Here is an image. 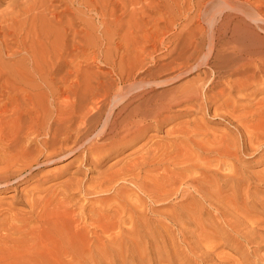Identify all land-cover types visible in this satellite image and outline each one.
I'll return each mask as SVG.
<instances>
[{
	"label": "bare ground",
	"instance_id": "bare-ground-1",
	"mask_svg": "<svg viewBox=\"0 0 264 264\" xmlns=\"http://www.w3.org/2000/svg\"><path fill=\"white\" fill-rule=\"evenodd\" d=\"M24 1V0H23ZM26 1V0H25ZM29 1V0H28ZM27 1V2H28ZM33 1V0H32ZM31 1V2H32ZM38 1V0H37ZM40 1V0H39ZM50 1V0H49ZM48 1V2H49ZM55 1V0H54ZM67 1V0H65ZM91 1V0H90ZM96 1V0H94ZM101 1V0H100ZM100 1L98 0L99 4H103V6H105L106 4L104 3H100ZM197 1V0H196ZM195 1V2H196ZM223 1V2H222ZM221 1V6H219L217 3H218V0H198L197 3L195 4V2L193 3V5L195 4V11L198 12V16L201 17L200 20L205 19V21L208 23L209 25V31H210V34L209 36H206L207 38L209 37L210 39V47L207 51V54L205 55L204 59L202 60L201 63H197V64H191L192 62H190V65L188 64L187 67H183L185 64H187V61L186 63L184 64L183 61H180V63L178 62L177 63V66L180 67L181 65H183L182 67H180L179 71L177 73H175V75L173 76H170V70L173 71V67L170 69L168 65H163V66H158V65H153L151 67L148 66V68H143L142 66V63L141 64H137V61L135 62L137 65H135V63L133 64H130L127 65L126 67H119L117 69H114L116 71H111V73L113 74L114 76V79L112 80H109V81H105V82H102L100 80H97L93 84H87V85H84V86H81L79 85L80 83L78 84H72L73 86H71L72 88L68 89L67 90L68 92L66 93H69L70 91H72L71 94H66V96H63V97H60V94H61V91L58 93V94H53L54 91H52L53 93H51V105H52V108H54L52 111L53 113L50 114L47 113V115H45L44 117H38V116H34L35 114L33 113H29L31 115L30 118H33L35 117V121H37V123L35 124L34 123V126H32V121L29 120H26L28 123H30V125L28 124H25V125H28V128L27 129H24L23 127H26L23 125V127L21 129H16L13 127L9 128L10 126L6 127L8 123H11V126H12V123L13 121L17 120L16 118L13 120V117L10 119V116L7 118L5 115L7 113V111H3L2 112L0 111V188H4L5 190L10 188V187H13L17 184H21V183H24V182H27L29 180H31L35 174H37L39 168H41L43 165L45 164H48V163H51V162H59L60 160L62 161V159H65V158H69V157H79L81 159V162H86L88 163L89 165L93 166L94 168H100L102 167L103 164H106L108 161H110L111 159H114L116 156H118V154H120L121 152H123L125 149L133 146V145H136L137 143H139L141 140H143L149 132H151L152 130H156L158 129L159 127H161L162 125H165L166 122L170 119H173L174 120V116H169L170 114L169 113H172V108L173 107H177V108H182V111L180 109V112L189 116V115H195L197 113H200L202 111H206V109H211L213 108L214 111L217 110V109H223L225 110L224 113H223V116L221 115L220 118H223L224 115L228 116L229 118V123L230 124H235L236 127L235 128H238V130L242 127H244L245 125H247L250 117H248L246 115V113H241V114H236L235 115V111H237V107L235 103L236 101L239 102V100H236L234 98L231 97L232 95V92H236V91H241L243 93V91L245 90H248V89H251L253 88L255 85H259L260 83H263L264 81V0H260L257 2H259V4H257L256 2V6H253V4H248V2L246 3L245 2H242L241 0H222ZM244 1V0H243ZM4 2H7L6 0H0V6L4 3ZM9 2V4H7ZM6 4V6H9V7H12L10 8V10L8 9L9 7H5L4 9L5 10H9L11 11V9H13L15 6L18 5V3L20 2V0H9ZM63 2V1H62ZM80 2V1H79ZM87 2V0H86ZM89 2V1H88ZM87 2V3H88ZM106 2V1H105ZM119 2V1H118ZM122 2V1H121ZM125 2V1H124ZM123 2V3H124ZM129 2V1H128ZM134 2V0H133ZM242 2V3H241ZM21 4L23 3L22 0L20 2ZM35 3V2H34ZM37 3V2H36ZM42 3V2H41ZM43 3H45V1H43ZM42 3V4H43ZM50 3H53V2H50ZM49 3V4H50ZM68 3V1L66 2ZM107 3V2H106ZM127 3V2H126ZM214 3H216L218 5V7H221L219 10L215 11L214 13H211L210 11V7L211 5H213ZM220 3V1H219ZM19 4V5H21ZM25 3H23V7ZM49 4H44V5H47V7L45 8H41L43 13L45 12H48V10H51L49 7H52L53 5L50 4L51 6H49ZM59 4V3H58ZM84 6L86 5V3H83ZM82 4V5H83ZM95 4L98 5L96 2H90L89 3V9L91 10V7H94L95 8ZM109 4V3H108ZM114 4V3H113ZM121 5V3H119ZM118 4V5H119ZM139 4V3H138ZM192 4V2H191ZM18 5V7H19ZM36 5V4H34ZM63 5V4H61ZM70 5V4H69ZM112 5V4H110ZM115 5V4H114ZM119 5V7H120ZM131 5V3H130ZM5 6V5H4ZM27 6V4H26ZM33 6V5H32ZM42 6V5H41ZM64 8H66L65 10H60V7H59V10L58 8H56L55 6L52 7L53 10H51L49 13H50V18L47 19L48 20V23L50 24H53L55 26H57L59 29L61 30H64V32L69 29L70 30V34H72V38L73 37V34L77 33L75 32L72 28H73V25H71L70 27H65L64 28V21L67 20L68 22H72L71 19L74 18V16L72 15L71 13V9H68V7L66 6L65 7V4L63 5ZM83 6V7H84ZM101 6L100 5V9H101ZM102 6V8H103ZM107 6V5H106ZM113 6V5H112ZM126 5H124V8H125ZM29 7H31V5H29ZM37 7V5H36ZM72 7V6H71ZM97 7V6H96ZM110 7V6H109ZM115 7V6H113ZM209 7V10L207 9ZM21 8V6H20ZM63 8V9H64ZM88 8L85 7V9L88 10ZM118 8V7H117ZM156 8V7H155ZM193 8V6L191 7ZM4 9H3V12L1 15H4ZM16 9V8H15ZM18 9V8H17ZM22 9V8H21ZM20 9V10H21ZM25 9V8H24ZM28 9V7H27ZM25 9V14L26 13H30V9H33V8H30L29 10ZM39 9V8H38ZM84 9V10H85ZM98 9V7H97ZM112 9V8H111ZM115 9V8H114ZM128 9V8H127ZM133 9V8H131ZM142 9V8H141ZM147 9V8H146ZM1 10V9H0ZM7 10V11H8ZM14 10V9H13ZM27 10V12H26ZM40 10V9H39ZM86 10V11H87ZM88 10V11H90ZM105 10L107 11V7L105 8ZM104 10V11H105ZM113 10V9H112ZM109 9V11H112ZM116 10V9H115ZM122 11V8L119 9ZM144 10V9H143ZM192 10V9H191ZM191 10H188V11H191ZM194 10V9H193ZM216 10V9H214ZM5 11V13L7 12ZM8 11V12H9ZM17 11V10H16ZM38 11V10H37ZM96 12V10H93ZM99 11H102V10H99ZM98 11V12H99ZM109 11H107V13H110ZM126 11V10H125ZM134 11V10H133ZM145 11V10H144ZM151 11V10H150ZM251 13H250V12ZM7 12V14H8ZM13 12V11H11ZM20 12L22 13L23 15V9L21 11H17V14L18 15H21ZM33 12V11H31ZM68 12L69 14L67 15L69 18H63L62 16ZM74 12V11H73ZM77 12V11H76ZM81 12V11H80ZM83 12V11H82ZM114 12V10H113ZM127 12V11H126ZM147 12V10H146ZM149 12V11H148ZM194 12V11H193ZM191 12V13H193ZM196 12V13H197ZM1 13V11H0ZM28 13V14H29ZM86 13V12H85ZM90 13V12H88ZM92 13V12H91ZM115 13V12H114ZM125 13V12H123ZM235 13L236 16H238L237 18H233L231 16V14ZM6 17H9V15H11L10 13L7 15ZM15 14V13H14ZM11 15V16H14ZM15 14V18L16 19H19L16 17ZM35 14V12H34ZM39 14V13H38ZM67 14V13H66ZM74 14V13H73ZM84 14V13H83ZM104 14V12H103ZM106 14V13H105ZM104 14V15H105ZM110 14H113L112 12ZM126 14V13H125ZM124 14V15H125ZM140 14V13H139ZM143 14V13H142ZM145 14V13H144ZM188 14V12H187ZM233 14V16L235 15ZM21 15V16H22ZM36 15V14H35ZM43 15V14H42ZM45 15V14H44ZM75 15V14H74ZM82 15V13H81ZM87 15V14H86ZM96 15L100 18L103 19V16L101 13H97L96 12ZM123 15V16H124ZM191 15V14H190ZM192 15H195L192 14ZM34 16V15H33ZM73 16V17H72ZM77 16V15H76ZM75 16V18H77ZM85 16V15H84ZM91 16V15H90ZM89 16V17H90ZM110 16V15H108ZM113 16V15H112ZM122 16V17H123ZM143 16V15H142ZM185 16V15H184ZM2 17V16H1ZM4 17V16H3ZM3 17L0 18L2 19L0 21V35L3 36V38H0L2 39V46L0 47H5L6 49L8 48L7 46L9 45V43L7 42L6 40V34L7 35H10L11 37L15 36V34L17 33V29L18 32H23L20 31V28L18 26V28H16V30H14V28L12 27L13 25L15 24H12V26H10L8 20H11V17L10 18H5L6 20L3 21ZM43 17V16H42ZM72 17V18H71ZM81 17V16H80ZM79 17V21H80V18ZM83 17V16H82ZM189 17V16H188ZM187 17V19H189ZM197 17V15H195V18ZM235 17V16H234ZM36 18V16H35ZM37 18H39V15L37 16ZM44 18V17H43ZM105 18H110V17H105ZM104 18V19H105ZM113 18V17H112ZM126 18V17H125ZM41 19V17H40ZM46 18H44L45 20ZM65 19V20H63ZM85 20V18H83ZM88 19V18H87ZM86 19V20H87ZM97 19V18H96ZM111 19V18H110ZM116 19V18H115ZM120 19V18H119ZM117 19V21L119 20ZM192 19V16L191 18ZM193 19H194V16H193ZM36 20V19H35ZM38 20V19H37ZM46 20V21H47ZM77 20V19H76ZM91 20V19H90ZM144 20V19H143ZM196 20V19H195ZM45 21V23H46ZM75 21V20H73ZM81 21H83L81 19ZM88 21V20H87ZM91 21H95V20H91ZM102 21V20H101ZM107 21V20H106ZM111 21V20H110ZM114 21V20H113ZM116 21V20H115ZM114 21V22H115ZM188 21H191V20H188ZM193 21V20H192ZM197 21V20H196ZM204 21V20H203ZM235 21V22H234ZM8 22V23H7ZM90 22V21H89ZM87 22V23H89ZM104 22V20H103ZM120 22V21H119ZM7 23V25H6ZM22 23V22H21ZM19 23V24H21ZM30 23V21H29ZM75 23V22H74ZM78 23V22H76ZM75 23V24H76ZM81 23V22H80ZM95 23V22H94ZM109 23V21H107V24ZM118 22H116V25H117ZM193 23L195 24V21H193ZM28 24V22H27ZM41 24V23H40ZM43 24V23H42ZM73 24V23H72ZM84 24V22H83ZM86 24V23H85ZM91 24V23H90ZM93 24V23H92ZM105 24V22H104ZM107 24L105 26H107ZM110 24V23H109ZM191 24V22L189 23ZM9 25V26H8ZM18 25V24H16ZM37 25V24H36ZM79 25V24H77ZM77 25H75L76 27H78ZM95 24H93L92 26H94ZM114 25V24H112ZM122 25V24H121ZM27 26V25H26ZM84 26V25H83ZM91 26V27H92ZM104 26V27H105ZM109 26V25H108ZM118 26V25H117ZM193 26V24H192ZM33 27V26H32ZM40 27V26H39ZM90 27V28H91ZM99 27V26H98ZM120 27V26H118ZM30 28V27H29ZM28 28V30H29ZM56 28V29H58ZM83 27H81V30L82 31H85L82 29ZM89 28V29H90ZM108 28V27H107ZM111 28V27H110ZM114 28V27H113ZM192 28V27H191ZM190 28V29H191ZM37 29H38V26H37ZM50 29V28H49ZM48 29V30H49ZM55 29V28H54ZM87 29V30H89ZM94 29V27H93ZM92 29V30H93ZM99 29V28H97ZM96 29V30H97ZM194 28H192L191 30H193ZM200 30V28H197ZM39 30V29H38ZM45 30V29H44ZM80 30V29H79ZM91 30V29H90ZM91 30V31H92ZM100 30V29H99ZM107 30V29H106ZM114 30V29H113ZM170 30V29H168ZM43 31V30H42ZM51 31V29L49 30ZM55 31V30H53ZM59 31V30H57ZM55 31V32H57ZM108 31V30H107ZM111 31V30H110ZM115 31V30H114ZM120 31V30H119ZM189 31V30H188ZM187 31V32H188ZM196 31V30H195ZM204 31V30H202ZM201 31V32H202ZM209 31L207 32V34L209 33ZM16 32V33H15ZM24 32H25V29H24ZM27 32V30H26ZM36 32V31H35ZM39 32V31H38ZM44 34L48 33L46 30L43 31ZM69 32V31H67ZM66 32V34H67ZM80 32V31H78ZM86 32V31H85ZM88 32V31H87ZM86 32V33H87ZM113 32V31H112ZM191 32V31H190ZM189 32V33H190ZM196 32H199L198 30ZM195 32V34H196ZM34 33V31H33ZM37 33V32H36ZM41 33V32H40ZM51 33V32H50ZM53 33V32H52ZM51 33V34H52ZM107 33V32H106ZM110 33V32H109ZM145 33V32H144ZM200 33V32H199ZM197 33V34H199ZM206 33V31H205ZM203 32V34H205ZM19 34V33H18ZM24 34V33H23ZM69 34V33H68ZM84 34V33H82ZM94 34V33H93ZM111 34V33H110ZM130 34V33H129ZM154 34V33H153ZM159 34V33H158ZM180 34V33H179ZM184 34V33H183ZM193 36H192V35ZM194 34V31L193 33H190L189 35L192 36V37H189V38H192V40H188L187 41H191L193 42V46H192V52L188 57V59L190 58L191 59V56L193 57V55L196 53H198L200 49V46H199V43L197 41H199V39H197V34L195 35ZM205 34V35H207ZM28 35V33L26 34ZM30 35V34H29ZM32 35V33H31ZM37 35V34H35ZM59 35V34H57ZM61 35V34H60ZM77 35V34H76ZM75 35V36H76ZM79 35V34H78ZM86 36V34H84ZM89 34H87V37H88ZM96 35V34H95ZM93 35V36H95ZM146 35V34H145ZM204 35V37H205ZM46 36V35H44ZM43 36V37H44ZM48 37H50L48 34H47ZM54 33H53V37H54ZM66 36V35H64ZM89 36H92V35H89ZM151 36V35H150ZM159 36V35H158ZM179 36V35H178ZM203 36V35H202ZM10 37V38H11ZM16 38L17 35L15 36ZM23 37V36H22ZM27 37V36H26ZM34 37V36H32ZM36 37V36H35ZM35 37L33 39H35ZM40 37H41V34H40ZM52 37V35H51ZM59 37V36H57ZM62 37V36H61ZM79 37V36H78ZM83 37V36H82ZM143 37V36H142ZM152 37V36H151ZM150 37V38H151ZM155 37V35L153 36ZM171 37V36H170ZM31 38V36H30ZM29 38V39H30ZM45 38V37H44ZM56 38V37H55ZM80 38V37H79ZM79 38H78V41H79ZM156 38V37H155ZM23 39V38H22ZM27 39V38H26ZM25 39V40H26ZM39 39V38H38ZM57 39V38H56ZM54 40L53 39L51 40L52 42H56L55 44L57 45L59 42H58V39L57 40ZM61 38H59L60 40ZM99 39V38H97ZM96 39V40H97ZM110 39V38H109ZM158 39V37H157ZM155 40V41H158V40ZM162 39V38H161ZM175 39H176V36H175ZM179 39V38H178ZM197 39V41H196ZM205 40V38H202ZM10 40V39H9ZM14 40V38H13ZM36 40V39H35ZM64 40V39H62ZM67 39H65V42ZM73 40V39H72ZM163 40V39H162ZM174 40V39H173ZM172 40V41H173ZM201 40V39H200ZM1 41H0V44H1ZM15 41V40H14ZM21 41V40H19ZM28 41V40H27ZM31 41V39H30ZM44 41V40H43ZM48 41V40H47ZM90 41V40H89ZM94 41V40H93ZM106 41V40H105ZM142 41V40H141ZM185 41V40H184ZM16 42V41H15ZM29 42V41H28ZM33 42H35L33 40ZM37 42V41H36ZM45 42V41H44ZM43 42V43H44ZM69 42V41H68ZM73 42V41H72ZM108 42V40H107ZM143 42H146L143 41ZM154 42V41H153ZM160 42V41H159ZM157 42V43H159ZM190 42V43H191ZM205 42H207L205 40ZM8 43V44H7ZM30 43V42H29ZM32 43V42H31ZM41 43V42H40ZM39 43V45H40ZM46 43H51V42H46ZM62 43H64L62 41ZM105 43V42H104ZM156 43V42H155ZM157 43L154 44L157 46ZM162 43V42H161ZM204 43V41H203ZM202 43V44H203ZM209 43V42H207ZM12 44V43H11ZM66 43H64L65 45ZM69 44V43H68ZM67 44V45H68ZM80 44V43H78ZM77 43L75 44L76 47L78 45ZM145 44V43H144ZM182 44V43H181ZM201 44V45H202ZM218 44H221V46L219 47L220 49L218 51H215V53L212 55V52H214V48L218 45ZM45 45V46H44ZM43 47H47L46 45L47 44H44ZM54 45V44H53ZM55 45V46H56ZM60 45V43H59ZM57 45V47L59 46ZM74 45V44H73ZM94 45V44H93ZM149 45V44H148ZM147 45V46H148ZM172 45V44H171ZM176 45V43H175ZM178 45V44H177ZM187 46H189L188 44H186ZM209 45V44H208ZM36 46V44H35ZM49 46V45H48ZM51 46V44H50ZM61 48H62V45H60ZM70 46V45H68ZM81 46V45H80ZM88 46V45H87ZM91 46V45H90ZM97 46V45H96ZM143 46V45H142ZM146 46V45H145ZM174 46V45H173ZM185 46V45H184ZM203 46V45H202ZM201 46V47H202ZM205 46V45H204ZM203 46V47H204ZM219 46V45H218ZM39 47V46H38ZM42 47V45H41ZM57 47H54V49H56ZM65 49L66 46H63ZM181 47V46H180ZM191 47V45L189 46ZM22 48V47H21ZM29 48V47H28ZM48 49L46 51H49V47H47ZM69 48V47H68ZM73 48L75 49V47L73 46ZM72 48V49H73ZM138 48H141V47H138ZM218 48V47H217ZM34 49V48H33ZM53 49V51H54ZM77 49V48H76ZM172 49V48H171ZM216 49V48H215ZM9 50V49H8ZM32 49H30V52H31ZM36 50V49H35ZM51 50V48H50ZM58 50V49H57ZM61 50V49H59ZM67 50V49H66ZM127 50V49H126ZM143 50V49H142ZM152 50V49H150ZM4 51V50H3ZM38 51V50H37ZM52 53H49L51 55H53V53H56V52H53ZM62 51L64 50H61V53ZM70 51V50H69ZM74 51V50H73ZM72 51V52H73ZM76 51V50H75ZM74 51V52H75ZM78 51V50H77ZM129 51V50H128ZM145 51V50H144ZM175 51V50H174ZM180 50H178L179 52ZM202 51V50H201ZM200 51V53H201ZM7 52V50H6ZM10 52V51H9ZM20 52V51H19ZM26 52V51H25ZM66 52V51H65ZM71 52V53H72ZM80 52V51H79ZM136 52V51H134ZM133 52V53H134ZM155 52V51H153ZM182 52V51H181ZM203 52V51H202ZM66 53H69V52H66ZM128 53V52H127ZM132 53V52H131ZM130 53V54H131ZM137 53H138V50H137ZM135 54L137 55L135 59H137V57H139L140 59V55L141 54V50H140V54ZM143 53V52H142ZM174 53V52H173ZM185 53V52H184ZM183 53V54H184ZM194 53V54H193ZM198 53V56L199 54ZM203 53H206L205 51ZM13 54V53H12ZM152 54V53H151ZM158 54V53H157ZM170 54V53H169ZM182 54V55H183ZM193 54V55H192ZM195 54V55H196ZM27 55V54H26ZM39 55V54H38ZM57 55V54H56ZM127 55V54H126ZM129 55V53H128ZM144 55V54H143ZM147 55V54H146ZM163 55V54H161ZM182 55L178 54V56H181L179 58H181V60H184ZM59 56H62L61 54L59 55L58 54V57ZM72 56V55H71ZM77 56V55H76ZM148 56V55H147ZM152 56V55H151ZM172 56V55H171ZM47 57V61H48V55H46ZM64 56H62V59H63ZM146 57V56H145ZM150 57V56H149ZM176 57V56H175ZM187 57H185L187 59ZM196 57V56H195ZM52 58V57H51ZM57 58V57H56ZM75 58V57H74ZM125 58V57H124ZM127 58V57H126ZM133 58V57H132ZM131 58V59H132ZM165 58V57H164ZM174 58V57H173ZM178 58V59H179ZM30 59V58H29ZM61 60V57L59 58ZM65 59V58H64ZM155 59V58H154ZM175 59V58H174ZM185 59V60H186ZM189 59V60H190ZM199 59V57L197 58ZM49 60H50V57H49ZM134 60V59H133ZM180 60V59H179ZM201 60V59H199ZM57 61V60H56ZM63 61V60H62ZM67 61V60H66ZM72 61V60H71ZM70 61V63H71ZM123 60H121L122 62ZM33 62V61H32ZM40 62V61H39ZM38 62V63H39ZM64 62V61H63ZM68 62V61H67ZM197 62V61H196ZM23 63V62H22ZM21 63V64H22ZM37 63V64H38ZM47 63V62H46ZM55 63V62H54ZM57 63V62H56ZM59 64H61L60 62H58ZM65 63V62H64ZM63 63V64H64ZM69 63V62H68ZM139 63V62H138ZM173 63V62H172ZM176 63V62H175ZM20 64V65H21ZM30 64V63H29ZM53 64V63H52ZM57 64V66L59 65ZM127 64V63H126ZM166 64V63H164ZM171 64V63H170ZM205 64H207V69L208 71L206 70L205 72H201L200 75L197 76L196 80L191 84L189 85V87H184V88H181V89H178V90H174L172 92H156V90H160L161 88L165 87V86H169L171 84H174L180 80H182L183 78H185L186 76L190 75L192 72L194 71H198L199 70V67H202L204 66ZM44 65V63H43ZM117 65V64H116ZM119 65V64H118ZM162 65V64H161ZM173 65V64H172ZM27 66V65H26ZM73 66V65H72ZM120 66V65H119ZM140 66V67H139ZM22 67V66H21ZM46 67V66H45ZM49 67V66H48ZM47 67V68H48ZM55 67V65H54ZM53 67V68H54ZM62 67V65H61ZM117 67V66H116ZM145 67V66H144ZM31 68V67H30ZM52 68V69H53ZM56 68V67H55ZM69 68V66H68ZM40 69V68H39ZM43 69V68H42ZM51 69V71H52ZM72 69V68H71ZM78 69V68H77ZM76 69V70H77ZM203 69V68H202ZM5 70V69H4ZM12 70V69H11ZM25 70V69H24ZM28 71V68L26 69ZM32 70V69H31ZM44 70V69H43ZM63 70V69H62ZM70 70V69H69ZM73 70V69H72ZM75 70V69H74ZM73 71V72H76ZM9 71V70H8ZM13 71V70H12ZM16 71V70H15ZM35 71H36V68H35ZM47 71V70H46ZM61 71V68H60V65L59 67H57L55 69V71L53 73H60ZM32 72V71H31ZM72 72V73H73ZM84 72V70H83ZM176 72V71H175ZM6 73V72H5ZM39 73V72H38ZM43 73V72H42ZM71 73V75H72ZM172 73V72H171ZM174 73V72H173ZM7 74V73H6ZM10 74V73H9ZM8 74V75H9ZM18 74V72H17ZM20 74V73H19ZM25 74V73H24ZM37 74V73H36ZM46 74V73H45ZM49 74V73H48ZM16 75V74H14ZM21 75V74H20ZM41 75V74H39ZM81 75V74H80ZM111 75V74H110ZM222 75V76H221ZM234 75H241L242 77V80H239V81H233L234 85L232 86V84L230 86H232L231 88H229L230 90H228L227 92L223 89V90H220L219 92H217V94H212V95H207L210 91H213L215 88H217L219 85H222L223 82L222 81H219L218 78L222 79L224 78L225 76H234ZM26 76V75H25ZM32 76V75H31ZM50 76V75H49ZM59 76L56 75V77ZM112 76V77H113ZM6 77V76H5ZM22 77V76H21ZM20 77V78H21ZM27 77V76H26ZM39 77V76H38ZM63 77V76H62ZM74 77V75H73ZM101 77V76H100ZM141 77V79H139ZM14 78V77H12ZM19 78V76H18ZM23 78V77H22ZM21 78V79H22ZM60 78V76H59ZM7 79V78H6ZM9 79V78H8ZM33 79V78H32ZM38 79V78H37ZM51 79V78H50ZM53 79V78H52ZM58 79V78H56ZM66 79V78H65ZM90 79V77H89ZM226 79V77H225ZM225 79H222V80H225ZM29 80V79H28ZM27 80V81H28ZM63 80V79H62ZM85 80V79H84ZM235 80V79H234ZM23 81V80H22ZM55 81V80H54ZM65 82V80H63ZM76 81V80H75ZM16 82V81H14ZM20 82V81H19ZM30 82V81H29ZM36 82V81H35ZM42 82V80H41ZM78 82V81H77ZM76 82V83H77ZM24 83H26L24 81ZM22 83V84H24ZM31 83V82H30ZM34 83V82H33ZM38 83V81H37ZM47 83V81L45 82ZM70 83V82H69ZM75 83V82H74ZM232 83V82H231ZM17 84V83H16ZM27 84V83H26ZM52 84V83H51ZM60 84V83H59ZM63 84V83H62ZM30 85V84H29ZM67 85V86H68ZM40 86V85H39ZM56 86V85H55ZM65 86V85H64ZM229 86V87H230ZM27 87V86H25ZM45 87V86H44ZM57 87V86H56ZM24 88V87H23ZM36 88V87H35ZM33 88V89H35ZM47 89V87H45ZM58 88V87H57ZM171 88V87H170ZM17 89V88H15ZM155 89V91H154ZM14 90V89H13ZM49 90V89H48ZM63 90V89H62ZM66 90V89H65ZM256 90V89H255ZM4 91V90H3ZM11 91V90H10ZM30 91V90H29ZM254 91V89H253ZM6 92V91H5ZM15 92V91H14ZM20 92V90H19ZM26 92V91H25ZM32 92V91H31ZM40 92V91H38ZM57 92V91H56ZM55 92V93H56ZM10 93V92H9ZM36 93V92H35ZM50 93V90L49 92ZM153 93V94H152ZM252 91L250 92L251 96H252ZM11 94V93H10ZM15 94V93H14ZM13 92L11 95H14ZM17 94V92H16ZM19 94V93H18ZM21 94V93H20ZM38 94V93H36ZM40 94V93H39ZM248 94V93H247ZM24 95V94H23ZM22 95V96H23ZM246 95V94H244ZM243 95V96H244ZM17 96V95H16ZM15 96V97H16ZM21 96V95H20ZM26 96V95H25ZM59 96V97H58ZM249 96V95H248ZM254 96V95H253ZM27 97V96H26ZM33 97V96H32ZM37 97V96H36ZM35 97V98H36ZM232 100H236L235 102H231L230 104L229 103V100L232 101ZM234 97V96H233ZM41 98V97H40ZM59 98H61L62 102L61 103H58L57 101L59 100ZM241 98V97H240ZM249 97H247L248 99ZM252 98V97H251ZM250 99L249 103L247 104H251L253 101L252 99ZM14 99V97H13ZM30 99V98H29ZM44 100V98H42ZM50 99V100H51ZM49 100V102H50ZM19 101V100H17ZM22 101V100H21ZM24 101V100H23ZM32 101V100H31ZM42 101V100H41ZM252 101V102H251ZM263 101V100H262ZM1 102V101H0ZM16 102V100H15ZM25 102V101H24ZM28 102V101H27ZM38 102V101H37ZM40 102V101H39ZM38 102V103H39ZM48 102V103H49ZM241 102V101H240ZM14 103V101L12 102ZM11 103V104H12ZM31 103V102H30ZM33 103V102H32ZM46 103V102H45ZM234 103V104H233ZM242 103V102H241ZM240 103V104H241ZM255 102H253L252 104H254ZM263 103V102H262ZM262 103L260 104V107L262 105ZM7 104V103H6ZM10 104V105H11ZM20 104V103H19ZM17 104V105H19ZM34 104V103H33ZM36 104V102H35ZM49 104V106H51ZM243 104V103H242ZM243 105L242 108L246 109L247 111V108L249 107V105ZM9 105V104H8ZM24 105V104H23ZM41 105V104H40ZM43 105H44V102H43ZM2 106V105H1ZM35 106V105H34ZM242 106V105H241ZM264 106V104H263ZM31 107V106H30ZM38 107V106H37ZM43 107V106H42ZM247 107V108H246ZM22 108V107H21ZM39 108V107H38ZM253 108V107H252ZM251 108V109H252ZM262 108V107H261ZM264 108V107H263ZM262 108V109H263ZM36 109V108H35ZM48 109V108H47ZM241 109V108H240ZM45 109L43 108V111ZM175 110V109H174ZM14 111V110H13ZM26 111V110H24ZM41 111V110H40ZM242 111V110H241ZM259 109H258V120H256L257 118H255L254 121H257L254 126L252 125V129L254 128L253 132L250 131V133H252V135H247L246 137L242 136V135H239V136H242V138L240 137L239 139H242V149L241 147L237 144H235L232 140V142L228 141L227 138H226V142H225V139L223 136H221V141L224 140V143H216V141L212 140L213 144H208V145H205L204 143L207 142V141H203V143L201 142V138H203V135L202 133L200 134V136H198L199 133H197V135H194L192 134L193 132H191V135H194V138L195 136L197 138H195L193 141L192 140V137L191 136H187L190 134V129L188 131L185 130L184 127V131H181L179 128H177L178 132L176 131H173L174 133L176 132L177 134L180 133V134H183L181 136H187V137H190L191 140L189 139V141H191L192 144L190 145H193L196 149V156H195V153L193 154L195 156V158H193L192 154H185V156L183 157L182 155V158L180 157L181 159V162L177 163L178 165L175 167V168H178L179 166H185V167H182L180 169H174L177 171V177H175L174 175V172H173V175L174 176H170V177H173V179L175 178V185H177L180 181H185L186 184H188L187 186H189V190L191 189L192 192H194L195 195L191 194L190 196L193 195V197L191 198L189 195L187 197H190V201H188L189 203H186L187 199L184 197V195H182V197L184 198H181V194H179L180 198L181 199H184L183 202L179 205L180 206V209H174V207L172 206L171 208L174 209L171 211V209H167V213H170L167 217V220L168 222H172L174 223L173 225H178L180 223L183 222L184 219L186 218H196L197 220H199V218L201 219L200 215L203 214L204 212L202 210H200L199 207H201L200 205H207L209 207H211V209H213V211L216 212V215L215 218L213 217V221L214 222V225H213V221L212 219L209 220L208 222L210 223V226L211 228H213L211 231H212V234L213 236H215V234H218V236H220V239L221 237L225 238V239H228V240H232L233 237H236L238 239H242V240H248L247 242L250 244V243H253L258 240L263 241L264 240V227L258 223V220H255L253 217L250 218H247L245 219V215H248V214H245L244 213H240L241 211H239V213H236L238 216H242L243 219L241 220L240 218H238V216L235 217V213L234 211L236 209H238L237 207L235 208L234 207V211H233V215H228L231 210L233 209L232 208V205L235 203V202H238V201H234L232 204L230 203L231 201H233L234 199V196L232 197V195L236 193V190L238 188L239 183L237 181V179H235L234 177V170L237 168H235V162L234 160H236L242 152H247V150L249 151H252L254 148H257L259 145L263 144L264 143V115H263V112L261 115L263 116H259ZM29 112V111H27ZM26 112V113H27ZM37 112V111H36ZM47 112V111H46ZM178 112V111H176ZM175 112V113H176ZM213 112V111H212ZM165 113L169 114V115H165ZM180 113V114H181ZM206 113V112H205ZM221 113V114H222ZM226 113V114H225ZM18 114V113H17ZM45 113L43 112L42 115H44ZM49 114V115H48ZM214 114V112H213ZM217 114V113H216ZM215 114V115H216ZM9 115V114H8ZM11 115V114H10ZM177 114H175L176 116ZM20 116V115H19ZM28 116V117H29ZM219 116V115H217ZM216 116V117H217ZM226 116V117H227ZM17 117V116H16ZM25 117V116H24ZM225 117V118H226ZM257 117V116H256ZM20 118V117H18ZM176 118V117H175ZM28 119V118H27ZM224 119V118H223ZM21 120V118H20ZM19 120V121H20ZM25 120V119H24ZM34 121V122H35ZM171 121V120H170ZM183 121V120H182ZM226 121V120H225ZM18 122V120H17ZM24 122V121H23ZM186 122V120H185ZM183 122V123H185ZM194 122V121H193ZM6 123V124H5ZM169 123V122H168ZM179 123V121H178ZM24 124V123H23ZM176 124V123H175ZM174 124V125H175ZM191 124V123H190ZM193 124V123H192ZM195 124V123H194ZM15 125V124H13ZM19 125V124H18ZM187 125V124H186ZM189 125V124H188ZM250 125V127H251ZM17 126V125H15ZM185 126V125H184ZM196 126V125H194ZM230 126V125H229ZM189 127V126H188ZM191 127V126H190ZM198 127V126H197ZM249 128V127H248ZM251 130V128H249ZM260 129L261 130V134H259L260 132H258L257 130ZM176 130V129H175ZM196 130V128H195ZM237 131V129H234ZM242 129H240V132H241ZM198 131V130H196ZM258 133H257V132ZM169 132V131H168ZM167 132V133H168ZM172 132V133H173ZM202 132V130H201ZM249 132V131H248ZM175 133V134H176ZM179 134V135H180ZM240 134V133H239ZM202 136V137H201ZM219 136V135H218ZM217 136V138H218ZM223 137V138H222ZM229 137V136H228ZM238 137V136H237ZM147 138V137H146ZM182 138V137H181ZM180 138V139H181ZM211 138V137H210ZM235 138V137H234ZM230 139V138H229ZM238 139V138H237ZM146 140V139H145ZM177 140V139H176ZM183 140V139H182ZM199 140V141H197ZM205 140V139H204ZM236 140V139H235ZM185 141H188V140H185ZM218 141V142H219ZM237 142V141H236ZM240 142V140H239ZM182 143V142H181ZM188 143V142H187ZM238 143V142H237ZM241 143V142H240ZM155 145V144H154ZM183 145V144H182ZM153 146V145H152ZM158 145L156 144V146L152 147L151 149L149 147H147V149L149 148L148 151L146 150H143L145 151L144 154H142L143 152L142 151H138L135 159L132 158V161H129V162H124L122 163L121 165H119L118 163L115 165H112L110 167L107 168L106 171H104L103 174H101L100 177H98L97 181H93L94 183H92L90 181V184L89 186L87 187H83L81 186L82 182H78L79 186H77L75 189L78 190L79 194H83V195H88V196H91V195H101V196H104L105 195L107 196L108 194H110L111 196V193H114L113 194V197L110 199L112 200L114 203L115 206V210L112 211V216H109L110 219H108V214H106L104 208H98L99 210L101 209L102 211H104L103 213L106 214V216L104 218L102 217H98L97 219L93 221L94 218H96V215L94 216V218L92 217L91 219H89L91 222L89 223L90 227H92V230H87L89 228L86 227L85 223L86 222H79L80 219L78 220L77 218H74V217H68V210L69 208H66V206H64V204H60L59 207H61V209H59V211L57 210V207L55 210H57L55 213L56 214V217L54 218V221H57L59 223V227L57 225H52V227L56 226V228L58 227V232H59V236L56 235V232L55 231L54 233L51 231V234L53 233L54 235L53 236H57L59 239H55L58 240L55 242V244H48V242H50V240L46 243V238L43 236V238H45V240H43L40 236L42 235H38V230L39 228L36 227L37 225V222L35 220V224L34 223H31L33 222V218L31 221H29L31 223V227H32V224L33 225V228L34 230L38 231L36 233L37 236L36 238L33 237V235L35 236V233L33 234L32 232L30 231H33V230H30L29 226H30V223L28 224V229L27 230H30L29 233L33 234L31 235L32 238H30L29 240L28 239H25L27 238L26 235L22 234L21 235H24V236H19L20 235L17 231L18 234H16L15 236H17L16 238H21V237H25L24 239L25 240H28L27 241V244H23L25 242L22 243V241L20 243L23 244V248L21 247L20 251L17 249V251H19L16 256L14 255V252L11 250L10 252H13V257L11 259L13 260H10L12 262H10V264H91V261L94 260V254H92L94 251H89V249H91V246H93L91 243H94V242H99L100 239L102 240V236H107L105 237L107 239V241L113 237V233L114 231H117V230H120L121 229V226H122V229H123V226L127 223L128 224V227L130 225V230L128 232H126V234H128L129 232V235L132 234L133 231H135L136 234H139V231L141 229H143L144 225L142 224V222L140 223V218L138 215L135 216V218L133 217V211L135 212L136 210V206H134L132 203H131V197H133L132 199H136L137 203L139 204L138 206L140 207L141 203L143 201L138 202L140 201L139 197H141V195L139 196L138 193H142L143 195L149 193V196L150 194L152 193V196L153 198L152 199H155L157 200L158 198H167L166 197V194L170 191H173L176 189L173 188L172 190H170L169 188L167 187H164L165 190L160 184L158 185V181L155 180L156 183H153V179H152V176H151V173L150 175L149 174H146V176H151L149 177L150 179H152V181H149L146 176H144L143 174L145 172H147V170L149 169V165L154 161H156L157 159H159L158 156H160V154H163V158L164 156L166 157L167 153L164 155V153H161L163 151H161L159 147H157ZM174 146V145H172ZM184 146V145H183ZM192 146V147H193ZM141 147V146H140ZM151 147V146H150ZM164 147V146H163ZM189 147V146H188ZM144 148V147H143ZM174 148V147H173ZM176 148V147H175ZM178 148V147H177ZM184 148V147H183ZM140 149V148H139ZM168 149V148H167ZM138 150V149H137ZM172 150V149H171ZM174 150V149H173ZM177 150V149H176ZM188 151L190 150V147L189 149H187ZM165 151V150H164ZM175 151V150H174ZM173 151V152H174ZM184 151V150H183ZM260 151V150H259ZM168 152V151H167ZM176 153V152H175ZM181 153H183L181 151ZM185 153V151H184ZM255 153V152H254ZM174 154V153H173ZM260 154V153H259ZM263 154V152H262ZM184 155V154H183ZM189 155V156H188ZM252 155V154H251ZM134 156V155H133ZM172 156V155H171ZM169 159H173V157L175 158V156L173 155L172 158ZM179 154H177V159H179ZM162 157V155L160 156ZM70 158V159H71ZM163 158H160V161L162 162L163 164V161L162 159ZM175 158V160H177ZM262 158V157H261ZM165 159V158H164ZM168 158L166 159V162H168L167 160H169ZM239 159V158H238ZM243 159V158H242ZM76 160H78L76 158ZM78 163V161H76ZM127 160V159H126ZM175 160H173L174 162H176ZM240 160V159H239ZM72 162H74L72 159H71ZM158 161V160H157ZM156 161V162H157ZM172 160L170 162H173ZM180 161V160H178ZM177 161V162H178ZM238 160H236L237 162ZM80 162V161H79ZM83 162V163H84ZM159 162V161H158ZM157 162V163H158ZM169 162V163H170ZM152 163V164H153ZM54 164V163H52ZM74 164V163H73ZM112 164V163H111ZM151 164V165H152ZM174 164V163H171V165ZM81 165V163H80ZM87 165V164H86ZM154 165V164H153ZM176 165V164H175ZM75 166V164H74ZM77 166V165H76ZM79 166V164H78ZM158 166V164H157ZM165 166V165H164ZM80 167V166H79ZM82 167V166H81ZM84 167V166H83ZM106 167V166H105ZM153 167V166H152ZM160 167V166H159ZM78 168V167H77ZM154 168V167H153ZM164 168V167H163ZM174 168V166H173ZM235 168V169H234ZM82 169V168H81ZM151 169V168H150ZM167 169V167H166ZM172 170V168H170ZM154 169H152L151 172H154L153 171ZM162 170V169H161ZM62 171V170H61ZM150 171V170H149ZM175 171V173H176ZM85 172V171H84ZM172 172V171H171ZM237 175V171H235ZM61 173V172H60ZM59 173V174H60ZM148 173V172H147ZM155 173V172H154ZM161 173V172H160ZM239 173V172H238ZM40 174V173H39ZM54 174H56L54 172ZM62 174V173H61ZM169 175H171L170 173H167ZM166 174V175H167ZM250 174V173H249ZM41 175V174H40ZM156 175V174H154ZM164 175V174H163ZM37 176V175H36ZM43 176V175H42ZM56 176V175H55ZM54 176V178H55ZM58 176V175H57ZM158 176V175H156ZM168 176V175H167ZM239 176V175H238ZM41 177V176H40ZM39 177V178H40ZM169 177V178H170ZM243 177V176H242ZM262 177V176H261ZM43 178V177H42ZM73 178V177H72ZM157 178V177H156ZM155 178V179H156ZM163 180H164V177L162 176ZM161 178V179H162ZM167 178V177H166ZM225 178H228L227 180H223ZM264 178V176H263ZM262 178V179H263ZM35 179V178H34ZM71 179V177H70ZM160 179V178H159ZM177 179H179L180 181H177ZM40 180V179H39ZM130 182H129V181ZM158 180V179H157ZM169 180V179H168ZM172 180V179H170ZM229 180V181H228ZM239 180V179H238ZM244 180H246L244 178ZM37 181V180H36ZM71 181V180H69ZM73 181V180H72ZM76 181V180H75ZM129 182L133 187H135L136 190H130V189H127V192H129L130 190V193L128 195H126L125 197H123V193L122 191H120L121 189L118 190L119 187L122 186V184L124 182ZM166 181V180H165ZM174 181V180H173ZM45 182V181H44ZM120 182H123L121 184V186H119L118 184ZM127 182V183H128ZM178 182V183H177ZM181 182L179 183V185L181 184ZM243 182V179L242 181ZM245 182V181H244ZM247 182V185H248V181L246 180ZM75 183V182H73ZM77 183V182H76ZM128 183V184H129ZM149 183V184H148ZM151 183V185H150ZM168 183V181L166 182ZM170 183V181H169ZM172 183V181H171ZM184 183V184H185ZM30 184V182H29ZM44 184V183H43ZM65 184V182H64ZM68 184V183H67ZM66 184V185H67ZM71 184V182H70ZM157 184V185H156ZM241 184V183H240ZM242 184H246V183H242ZM65 185V186H66ZM69 185V184H68ZM67 185V186H68ZM87 185V184H86ZM37 186V185H36ZM35 186V190L37 188H41L43 189V187H39ZM49 186V185H48ZM51 186V185H50ZM49 186V187H50ZM65 186H63V188H66ZM119 186V187H118ZM178 186V185H177ZM186 186V187H187ZM229 186V187H228ZM72 187V186H71ZM118 187V188H117ZM125 187V186H124ZM123 187V188H124ZM164 190H162V188ZM242 187V185H241ZM245 187V188H244ZM53 188V187H52ZM73 188V187H72ZM70 188V189H72ZM117 188V189H116ZM131 188V187H130ZM178 188L181 189V187L179 186ZM184 188H185V185H184ZM222 188V189H220ZM224 188H230L228 190H232L233 194L231 195V197L229 196L228 199L225 198V196L221 195L222 192H227V190H223ZM244 189H248L246 188V186L244 185L243 186ZM16 189V188H15ZM32 189V188H31ZM186 189V188H185ZM239 189V188H238ZM242 188H240V191H241ZM243 189V191H244ZM255 189V188H254ZM34 190V189H33ZM34 190V191H35ZM44 190V189H43ZM48 190H50V188H48L47 190H45L46 192H48ZM54 190V189H53ZM52 190V192H54ZM64 190V189H63ZM62 190V191H63ZM67 191H69V188L67 189ZM66 190H65V193H66ZM125 189H123L124 191ZM162 190V191H161ZM179 190V189H178ZM184 190V189H183ZM190 190V191H191ZM37 191V190H36ZM257 190L255 189L254 192H256ZM33 192V191H32ZM31 193H28L29 197L31 196L30 194ZM39 193V190L37 191ZM36 192V193H37ZM50 192V191H49ZM70 193L72 191H69ZM74 192V191H73ZM155 192V193H154ZM176 191H173L172 194H176L175 193ZM191 192V193H192ZM41 193H44L43 191ZM39 193V195L41 194ZM184 193V192H183ZM190 194V192H187L185 193L186 194ZM230 193V192H228ZM243 193V192H242ZM34 194V193H33ZM49 194V193H48ZM54 194V193H53ZM52 195V197L57 194L56 191H55V194ZM62 195L64 194L63 192L61 193ZM59 194V196L61 195ZM67 194V193H66ZM69 194V193H68ZM171 194V193H170ZM171 194V195H172ZM224 194V193H223ZM244 194V193H243ZM38 196V194H36ZM35 195V197H36ZM44 195H47V194H44ZM72 195V194H71ZM74 195V193H73ZM76 195V194H75ZM148 195V194H147ZM146 195V196H147ZM171 195H169L171 197ZM177 195V194H176ZM197 195V196H196ZM226 195V194H225ZM246 195V194H245ZM252 195V194H251ZM259 195V194H258ZM43 196V195H42ZM38 196L36 197L37 200L34 198V202L39 200V198H44L47 196ZM100 196V197H101ZM151 196V197H152ZM178 196V195H177ZM222 196V197H220ZM241 196V195H240ZM244 196V195H243ZM255 196V195H254ZM264 196V195H263ZM28 197V196H27ZM49 197V196H48ZM51 197V196H50ZM54 197H58L57 195L54 196ZM64 197H65V194H64ZM64 197H62L64 199ZM173 197V196H172ZM171 197V198H172ZM175 197V195H174ZM253 197V196H252ZM258 197V196H257ZM262 197V196H261ZM40 198V202L43 201L44 199H41ZM61 198V199H62ZM66 198V197H65ZM70 198L71 196L69 197V195L67 196V200L68 202L70 201ZM103 198V197H102ZM107 198V197H106ZM170 198V200H171ZM31 199V197L29 198ZM28 201H33V200H29ZM54 198H52L53 200ZM56 199L57 201L60 200L59 197L58 198H55V202H56ZM62 199V200H63ZM74 199V198H73ZM73 199H71L73 201ZM108 199V198H107ZM107 199H106V205H107ZM163 199H160V200H163ZM177 199V198H176ZM246 199V198H245ZM247 199H249L247 197ZM256 199V198H255ZM258 199V198H257ZM261 199V198H260ZM260 199H258V201H261ZM264 199V198H263ZM262 199V200H263ZM53 200V201H54ZM66 201V199H64ZM75 200V199H74ZM99 200V199H98ZM102 200V199H101ZM105 200V199H104ZM109 200V199H108ZM186 200V201H185ZM189 200V199H188ZM238 200V198H237ZM243 200V199H242ZM25 201L26 198H25ZM26 202L29 203V202ZM47 201H48V198H47ZM61 201V200H60ZM64 201V202H65ZM66 201V202H67ZM89 201V200H88ZM100 201V200H99ZM122 201V203H121ZM147 201V200H146ZM174 201V200H173ZM173 201H170V202H173ZM256 201V200H255ZM33 202V203H34ZM40 202H38L40 204ZM49 203L50 202V199L48 201ZM48 202H45L47 205H48ZM54 202V203H55ZM59 202V201H58ZM63 202V201H62ZM90 202V201H89ZM92 202V200H91ZM96 201H94L93 203H95ZM104 202V201H103ZM163 201H161L162 203ZM244 202V201H242ZM257 202V201H256ZM31 203V202H30ZM29 203V204H30ZM36 203V202H35ZM32 204L33 206V210H35V205L37 204L38 206V203L36 204ZM44 203H42L41 205L44 206ZM71 203V201H70ZM78 203V202H77ZM101 203V202H100ZM99 203V204H100ZM169 203V202H168ZM167 203V205H168ZM174 203V202H173ZM184 203H186V210L185 208L182 209V207H184ZM224 203V204H223ZM226 203V204H225ZM227 203H230L227 204ZM245 203V202H244ZM27 204L28 207L31 206V204L29 205ZM72 204V203H71ZM71 204H69L71 206ZM91 204V203H90ZM105 204V203H104ZM111 204V205H112ZM144 204V203H142ZM165 204L166 206V202L165 203H162V205ZM176 204V202L174 203ZM179 204V203H178ZM199 204V205H198ZM251 204H252V201H251ZM263 204V203H261ZM260 204V205H261ZM40 205V206H41ZM46 205V206H47ZM51 205V204H49ZM48 205V206H49ZM53 207L56 205V204H53ZM58 205V204H57ZM92 205V204H91ZM94 205V204H93ZM96 205V204H95ZM102 205V204H101ZM100 205V206H101ZM170 205H172L170 203ZM236 205V203H235ZM245 205V204H243ZM32 206L30 208H32ZM42 210H43V206L40 207ZM178 206V205H177ZM202 206V207H203ZM226 206L227 209H226ZM230 206V207H229ZM240 206L241 203H240ZM249 206V205H248ZM254 206H257V205H254ZM45 207V206H44ZM86 207V206H85ZM97 207V206H96ZM103 207V205H102ZM105 207V206H104ZM109 207V206H108ZM107 207V208H108ZM147 207V206H146ZM145 207V209H146ZM149 207V206H148ZM163 207V206H162ZM208 207V208H209ZM262 207H264L262 205ZM76 208V206H75ZM92 210H93V207L91 206ZM112 208V207H111ZM113 208V209H114ZM135 208V209H134ZM204 208V207H203ZM207 208V209H208ZM229 208V210H228ZM231 208V209H230ZM243 208V206H242ZM250 208V207H249ZM41 209H38V211L40 210V212L42 211ZM50 209H52L50 207ZM71 209V208H70ZM69 209V210H70ZM73 209V208H72ZM71 209V210H72ZM90 209V208H89ZM88 209V210H89ZM109 209V208H108ZM133 211H132V210ZM166 210V208H164ZM199 209V210H197ZM205 209V210H207ZM254 209L256 210H259L258 208H255ZM254 209L252 208V210L254 211ZM29 209H27V212H28ZM32 210V209H30ZM29 210V211H30ZM75 210V209H74ZM112 210V209H110ZM144 210V209H142ZM185 210V211H184ZM204 210V211H205ZM230 211L228 214L226 211ZM243 210V209H242ZM26 211V210H25ZM44 211V210H43ZM52 211V210H50ZM54 211V209H53ZM95 211V209H94ZM140 211V210H139ZM169 211V212H168ZM210 211V210H209ZM212 211V210H211ZM237 210L235 212H238ZM244 211V210H243ZM242 211V212H243ZM248 211V210H247ZM26 212V213H27ZM32 212V211H31ZM37 212V211H36ZM35 212V213H36ZM71 213H73V211H70ZM69 212V213H70ZM76 212V211H75ZM88 212V211H87ZM91 212V211H90ZM89 212V213H90ZM97 212V211H96ZM138 211H136V214H137ZM146 212V210L144 211ZM207 212V211H206ZM255 212V211H254ZM252 212V213H254ZM261 212H264V211H261ZM9 213V212H8ZM45 213V212H44ZM42 213V214H44ZM70 213V214H71ZM93 213V212H91ZM160 213V212H159ZM212 213V212H211ZM245 213H247L245 211ZM250 213V212H249ZM251 213V214H252ZM255 213H258V211H256ZM22 214V213H21ZM75 214V213H74ZM79 214V213H78ZM102 213L100 212V215ZM143 214V212H142ZM210 214V212L207 213V215ZM232 214V213H231ZM250 214V215H251ZM10 215V214H9ZM24 215V213H23ZM34 215V214H33ZM39 215V214H38ZM45 215V214H44ZM72 215V214H71ZM140 215V214H139ZM244 215V216H243ZM25 216V215H24ZM23 216V217H24ZM31 214L30 215H26V217H30L31 218ZM36 216H37V213H36ZM41 216V214H40ZM50 216V215H49ZM80 216V215H79ZM206 216V215H205ZM209 216V215H208ZM213 216V215H211ZM234 216V217H232ZM25 217V218H26ZM44 217V216H43ZM46 217V216H45ZM48 217V216H47ZM210 217V216H209ZM247 217V216H246ZM261 217V216H260ZM22 218V217H20ZM49 218V217H48ZM53 218V217H52ZM80 218V217H79ZM88 216H85L84 220H87ZM107 218V220H106ZM142 218V217H141ZM144 218V217H143ZM146 218V216H145ZM165 218V217H164ZM257 218V217H256ZM264 218V217H263ZM5 219H7L5 217ZM37 219V217H36ZM41 219V218H40ZM47 219V218H46ZM50 219V218H49ZM222 220L220 221L221 223H223V225L221 224L220 226H224V224L226 225L225 228L227 227L230 232H225L224 229H221L223 231H219V227L215 226V223L216 221L218 220ZM238 219V220H237ZM22 220H24L22 218ZM42 220V219H41ZM45 220V219H43ZM42 220V221H43ZM53 220V219H52ZM162 220V219H161ZM190 220V219H189ZM192 220V219H191ZM255 220V221H254ZM7 221V220H6ZM16 221V220H15ZM27 219L22 222H24V226L25 224L27 223L26 222ZM39 221V220H37ZM51 220H49V223H50ZM142 221V219H141ZM207 221V220H206ZM205 221V222H206ZM264 219L261 221L263 222ZM41 221L38 222V224L40 223ZM151 222V221H150ZM164 222V221H163ZM167 222V223H168ZM186 222V220L184 221ZM183 222V223H184ZM192 222V221H191ZM194 222V221H193ZM207 222V223H208ZM260 222V221H259ZM260 222V223H261ZM20 224V222H18ZM45 223V221H44ZM43 223V224H44ZM48 223V221H47ZM48 223V224H49ZM54 223V222H53ZM53 223H50V224H53ZM56 223V222H55ZM57 223V224H58ZM147 223V222H146ZM208 223V225H209ZM1 224V222H0ZM42 223H40L41 225ZM42 224V225H43ZM141 224L143 225V227L141 228ZM145 224V223H144ZM151 224V223H150ZM164 224V223H163ZM163 226V228L166 229V226ZM17 225V224H16ZM22 225V224H21ZM46 226H49L47 224H44ZM149 225V223L147 224ZM170 225V224H169ZM168 225V226H169ZM172 225V226H173ZM217 225V223H216ZM51 226V225H50ZM88 226V224H87ZM150 226V225H149ZM153 226V225H152ZM160 226V225H159ZM182 226V225H181ZM209 226V228H210ZM5 227V226H4ZM43 228L45 226H42ZM140 227V230L138 231L137 229ZM174 227V226H173ZM179 227V226H178ZM177 227V228H178ZM184 227V226H183ZM199 227L202 228V226L199 225ZM3 228V227H2ZM12 230H15L14 226H11ZM35 228H38V229H35ZM47 228V227H45ZM44 228V229H45ZM51 228V227H50ZM151 228V227H150ZM153 228V227H152ZM158 228V227H157ZM170 228V226H169ZM167 228V229H169ZM180 228V227H179ZM200 228V230H201ZM1 229V228H0ZM25 229V230H26ZM32 229V228H31ZM42 229V228H41ZM41 229H40V232H41ZM91 229V228H90ZM94 229V230H93ZM121 229V230H122ZM125 229V228H124ZM146 229V227H145ZM173 229V228H172ZM183 229V228H182ZM195 229V227H194ZM204 229V228H203ZM202 229V230H203ZM6 230H7V227H6ZM9 230V229H8ZM8 230H7V233L5 235H7L8 237ZM151 230V229H149ZM148 230V231H149ZM163 230V229H162ZM186 230V229H185ZM201 230V232H202ZM3 231H5V228L3 229ZM11 231V230H10ZM16 231V230H15ZM44 231V230H43ZM50 231V229H49ZM98 231V232H97ZM127 231V230H126ZM138 231V233L136 232ZM147 231V232H148ZM156 231V229L154 230V232ZM161 231V230H160ZM165 232V230H163ZM168 231H171L168 230ZM183 231V230H182ZM207 231V230H206ZM206 231L200 235V236H197L198 238H194L197 240V242H195L192 246H189L187 244V238H185L184 240V243L186 242V244L189 246L187 247L188 251L192 254V256L194 257V255H196L197 253H200L201 255L198 256L199 254H197L196 256H198L197 258H199V260L201 261L200 263L201 264H207L209 262H211L212 260H215L214 259V256L217 255L215 252V247L217 248L218 245H220V241L217 242L218 239H216L217 237H215L214 239H212V234L211 233H206ZM213 231H215V233H213ZM21 232V231H20ZM39 232V233H40ZM57 232V234H58ZM119 233V231H117ZM116 232V233H117ZM123 233V231H121ZM144 232V231H143ZM157 232V231H156ZM190 232V231H189ZM192 232V231H191ZM47 233V232H46ZM50 233V232H49ZM124 233H125V230H124ZM146 233V232H145ZM159 233V232H158ZM166 233V232H165ZM183 233V232H182ZM194 233L195 235V232H192ZM11 234V233H10ZM27 234V232H26ZM48 234V233H47ZM46 234V235H47ZM134 234V233H133ZM135 234V235H136ZM143 234V233H142ZM150 233L148 232V235ZM161 234H162V231H161ZM164 234V233H163ZM171 234V233H170ZM181 234V233H180ZM189 234V233H188ZM198 234V233H197ZM30 237V234H28ZM45 235V236H46ZM120 235V234H119ZM156 235V234H154ZM158 235V234H157ZM156 235V236H157ZM160 235V234H159ZM158 235V238H159V242L161 245L165 246L163 250H165L162 254L160 253V257L158 260V264H159V260L160 258L162 259L161 256L165 257L166 255V259L170 260L169 258V255L167 253H171L170 254V257L171 259L173 260V258H178L176 255H177V252L175 251V248L177 247L175 244H174V241L173 243L170 242L169 246H167L165 244V239H161L162 237H164V235ZM167 236H169V234L166 233ZM165 235V236H166ZM175 235V234H174ZM193 235V234H192ZM209 235H211L210 237H208ZM14 236V235H13ZM133 236V235H132ZM131 236V237H132ZM147 236V235H146ZM152 236V235H151ZM171 236V235H170ZM172 236H173V233H172ZM6 237V238H7ZM49 237V235H48ZM118 237V234H116V237ZM141 237V236H140ZM139 237V238H140ZM149 237V236H148ZM161 237V238H160ZM185 237V236H184ZM183 237V238H184ZM35 238V239H33ZM104 238V239H105ZM115 238H113V242L115 241L116 243V240L118 241L120 238L122 237H119V239H116L114 240ZM137 238V236H136ZM138 238V239H139ZM32 239V240H31ZM90 239H92L90 241ZM137 239V240H138ZM150 239V238H149ZM169 240V238H167ZM191 239V238H190ZM210 239V241H209ZM216 239V242L215 243L217 246H214V242L212 243L211 241L212 240H215ZM1 240V239H0ZM20 240H23L22 238ZM109 240V241H111ZM140 240V239H139ZM143 240V239H142ZM156 240V239H155ZM173 240V238H172ZM172 240H169V241H172ZM207 240V241H206ZM222 240V239H221ZM5 242V237H4V240ZM8 240H6L7 242ZM53 241V240H52ZM108 241V242H109ZM125 241H128V239H125ZM147 241V239H146ZM167 241V240H166ZM182 241V240H181ZM224 241V240H223ZM245 241V242H246ZM3 242V243H4ZM5 242V243H6ZM19 242V240L17 241ZM29 242V243H28ZM130 242H132L130 240ZM143 242V241H142ZM157 242V240H156ZM176 242V241H175ZM259 242V241H258ZM4 243V244H5ZM16 243V241H15ZM14 243V245H15ZM104 243V242H103ZM107 243V242H105ZM122 243V240L120 242V245ZM123 243H125L123 241ZM122 243V244H123ZM136 243V242H135ZM139 243V241H138ZM189 243V242H188ZM191 243V242H190ZM193 243V242H192ZM262 243V242H261ZM261 243H259L261 245ZM48 244V245H47ZM100 244V242H99ZM110 244V243H109ZM126 244V243H125ZM141 244V243H140ZM144 244V243H143ZM156 244V243H155ZM154 244V245H155ZM175 247H174V245ZM183 244V243H181ZM264 244V243H263ZM21 245V244H20ZM96 245V244H95ZM98 245V244H97ZM108 246V244H106ZM113 245V244H112ZM130 245V244H129ZM142 245V244H141ZM151 245V244H150ZM157 245V244H156ZM258 245V244H257ZM101 246V245H100ZM104 246V245H103ZM106 246V248H107ZM134 246V244H133ZM145 246V245H143ZM249 246V245H248ZM15 247H17V245H15ZM20 247H17V248H20ZM98 247V246H97ZM109 247V246H108ZM114 247V246H113ZM116 247V246H115ZM121 247H123V245H121ZM127 247V246H126ZM125 247V248H126ZM129 247V246H128ZM132 247V246H130ZM137 247V246H136ZM141 247V246H140ZM140 247H138L137 249H139ZM150 247V246H148ZM219 247H222L221 245ZM244 247V246H243ZM247 247V246H246ZM254 247V246H253ZM105 248V246H104ZM112 248V247H111ZM125 248H122V252L121 254L123 253V251H125L124 249ZM132 251H134V247H132ZM160 248V247H159ZM179 248V247H178ZM255 248V247H254ZM93 249V248H92ZM108 249V248H107ZM116 249V248H115ZM127 249V248H126ZM130 249V248H129ZM128 249V250H129ZM220 249V248H219ZM248 249V248H247ZM250 249V248H249ZM104 250V249H102ZM143 250V249H141ZM157 249H155V252H156ZM167 250V251H166ZM178 250V249H176ZM221 250V249H220ZM252 250V249H251ZM257 250V249H256ZM5 251V250H4ZM110 251V250H109ZM113 251H116V250H113ZM131 251V249H130ZM128 251V252H130ZM138 251V250H137ZM136 251V252H137ZM140 251V250H139ZM254 251V250H253ZM106 252V251H105ZM117 252V251H116ZM135 252V251H134ZM133 252V253H134ZM140 252H143L144 251H140ZM151 252V251H150ZM160 252V251H159ZM219 252V250H218ZM224 252V251H223ZM222 252V253H223ZM258 252V251H257ZM6 253V252H5ZM95 253V252H94ZM125 253V252H124ZM123 253V254H124ZM132 253V252H131ZM130 253V255H131ZM132 253V254H133ZM166 253V254H165ZM189 253V254H190ZM222 253H219L220 256L222 255ZM244 253V252H243ZM242 253V254H243ZM12 255V253H9ZM108 254V253H107ZM112 254V253H111ZM120 255V253H118ZM122 254V255H123ZM128 254V253H127ZM135 255L136 254H139V253H134ZM165 254V255H164ZM176 254V255H175ZM184 254V253H183ZM186 254V253H185ZM188 254V253H187ZM219 254L218 256L216 257V259H218L219 257ZM254 254V252H253ZM256 254V253H255ZM8 255V253H7ZM11 255H9L11 257ZM117 255V254H115ZM120 255V256H122ZM126 255V253L124 254ZM123 255V256H124ZM141 255V254H139ZM152 255V253H151ZM250 255V254H249ZM128 256V255H127ZM133 256V255H132ZM131 256V257H132ZM143 256V255H141ZM140 256V257H141ZM153 256V255H152ZM156 256V255H155ZM175 256V257H174ZM240 256V255H239ZM4 257V256H3ZM7 257V256H6ZM98 257V256H97ZM112 257V256H111ZM115 257V256H114ZM117 257V256H116ZM134 257V256H133ZM132 257V258H133ZM136 257V256H135ZM134 257V258H135ZM222 257H225L222 256ZM251 257V256H250ZM119 258V256H118ZM124 258V257H123ZM131 258V259H132ZM146 258V257H145ZM148 258V257H147ZM184 258V257H183ZM228 258V257H227ZM225 257V259H227ZM2 259V258H1ZM0 259V260H1ZM5 259V258H4ZM8 259H10L8 257ZM8 259H5V260H8ZM108 259V258H107ZM106 259V260H107ZM110 259V258H109ZM109 259H108V262H109ZM116 259V258H115ZM140 259H143L142 257ZM224 259V261H226ZM233 259V258H232ZM119 260V259H118ZM146 260V259H145ZM164 260V258H163ZM167 260V261H168ZM171 260V261H172ZM220 260V259H218ZM228 260V259H227ZM230 260V259H229ZM239 260V259H238ZM237 260V261H238ZM241 260V259H240ZM9 261V260H8ZM124 261V260H122ZM128 261V260H127ZM151 261V260H150ZM149 261V262H150ZM161 261V260H160ZM175 261V259L173 260ZM222 261V260H221ZM261 261V260H260ZM263 261V260H262ZM107 262V263H108ZM112 262V261H111ZM121 262V261H119ZM129 262V261H128ZM132 262V261H131ZM148 262V261H146ZM157 262V261H156ZM176 262V261H175ZM9 263V262H8ZM144 264L145 262L142 261V260H139V258H135L133 259V263L132 264ZM151 263H154L151 261ZM162 263V261H161ZM160 263V264H161ZM165 263V262H163ZM183 263V262H182ZM212 263V262H211ZM214 263V262H213ZM233 263V262H232ZM238 263V262H237ZM236 262H234L233 264H237ZM249 263V262H248ZM0 264H7L6 261H1ZM92 264H93V261H92ZM100 264V263H99ZM119 264V263H118ZM123 264V262H122ZM125 264V263H124ZM131 264V263H130ZM146 264V263H145ZM149 264V263H148ZM157 264V263H155ZM166 264V263H165ZM172 264V262H171ZM173 264H176L173 262ZM179 264V263H178ZM210 264V263H209ZM214 264H217V263H214ZM221 264V263H220ZM230 264V263H228ZM244 264V263H243Z\"/></svg>",
	"mask_w": 264,
	"mask_h": 264
},
{
	"label": "rangeland",
	"instance_id": "rangeland-1",
	"mask_svg": "<svg viewBox=\"0 0 264 264\" xmlns=\"http://www.w3.org/2000/svg\"><path fill=\"white\" fill-rule=\"evenodd\" d=\"M7 2L9 1V0H6ZM28 0H22V2L23 3H25L26 2V4H27V6H26V4H24V6L25 7H23V3L21 4L20 2H21V0H20V2L18 3V5L19 4H21V5H19V7H18V5L17 6H15L13 9H11V11H13V12H11V11H9L10 10V8H12V7H9V6H6L7 4H9V2L7 3V2H4L1 6H0V11H1V13H0V18H2L3 16V21L4 20H6L5 18H10L11 17V20H8V22L10 23L9 25L10 26H12V24H18V25H13L12 27L14 28V30H16V28H18V26H19V28H20V31H22L23 30V32H18V30L19 29H17V33L15 34V36L17 35V37L18 38H16L15 36H13V37H11L10 35H7L6 34V40H7V42L9 43V45L7 46L8 48L6 49L5 47H0V111L2 112V110L3 111H7V113H6V117L8 118L9 116H10V119L13 117V120L16 118L17 120H18V122H17V120L15 121H13V123H12V126H11V123H8L7 124V126L6 127H8V126H10L9 128H11V127H13L14 126V128H16V129H21L22 127H23V125L24 126H26V127H23L24 129H27L28 128V125H30V123H31V121L33 122L32 123V126H34V123L36 124L37 123V121H35L34 119H35V117H34V119L33 118H30V116L29 115H31V114H29V113H34L35 115L34 116H38V117H44L45 115H47V113H49L50 112V114L51 113H53L52 111H54L53 109L54 108H52V105L50 104L51 103V101H52V99H51V93H53L52 91H54V93L53 94H58L60 91H61V94H60V97H63V96H66V94H71L72 93V91H70L69 93H66V92H68L67 90H69V89H71L72 87L71 86H73L74 84H78V83H80L79 85H81V86H84V85H89L90 83L91 84H93L94 85V83L93 82H95V81H97V80H100V81H102V82H105V81H109V80H112V79H114V76H113V71H116V70H114V69H117V68H119V67H126L127 65H129V63L130 64H133V63H135L136 61H137V64H141L142 63V67L143 68H148V66L149 67H151V66H153V65H160V66H163V65H170L169 66V68L171 69L172 67L174 68L173 69V71H169L170 73V76H173V75H175V73H177L180 69V67H182L183 65H181L180 67H178L177 66V63L179 62L180 63V61H183L184 62V64L186 63V61H187V64H185L183 67H187L188 66V64L190 65V62H192L191 64H197V63H201L202 62V60L204 59V57H205V55L207 54V51H208V49H209V47H210V39H209V37L207 38L206 36H209V34H210V31L208 30L209 29V25H208V23L205 21V19H203L202 18V20H200V18L201 17H199L198 16V12L197 11H195V4L197 3V1L196 0H134V2H133V0H99L100 1V3H104V4H106L105 6H103V4H99V2H98V0H96V1H94L93 0V2H96L98 5H96L95 4V8L94 7H91V10L89 9L90 7L88 6L89 5V3L90 2H92V0L90 1V0H87V2H86V0H67L68 1V3H66L67 1H65V0H29L28 2H27ZM32 1V2H31ZM43 1H45V3H43ZM49 1V2H48ZM63 1V2H62ZM80 1V2H79ZM107 3H106V2ZM119 1V2H118ZM122 1V2H121ZM125 1V2H124ZM129 1V2H128ZM196 1V2H195ZM219 1H220V3H219ZM221 1L222 0H218V5L219 6H221ZM242 2H245L246 1V3L248 2V4H253V6H256L257 4H259V2H257V0H241ZM257 2V4H256V2ZM258 1H260V0H258ZM262 1V0H261ZM35 2V3H34ZM37 2V3H36ZM43 4H42V3ZM50 2H53V3H50ZM124 2V3H123ZM127 2V3H126ZM191 2H192V4H191ZM195 2V4L193 5V3ZM215 2H216V0H215ZM223 2V1H222ZM241 2V3H242ZM7 3V4H6ZM52 4L53 6L52 7H56V8H58V10H59V7H60V10H65L66 8H64V4H65V7L67 6L68 7V9H71L70 11H71V13H72V15L74 16V18H72L71 19V21L72 22H68L67 20H65V19H63V20H65L64 21V28L67 26V27H70L71 25H73V30L75 31V32H77V33H75V34H73V37L74 38H72V34H70V30L69 29H67L65 32H64V30H61V29H59L57 26H55V25H53V24H50V23H48V20L47 19H49L50 18V11L51 10H53V8L52 7H49L51 10H48V12H45V13H43V11H42V9L43 8H45V7H47V5H44V4ZM59 3V4H58ZM83 3H86V5L84 6V4ZM109 3V4H108ZM115 5H114V4ZM119 3H121V5L119 4ZM130 3H131V5H130ZM139 3V4H138ZM34 4H36L37 5V7H36V5H34ZM49 4V6H51ZM61 4H63V5H61ZM70 4V5H69ZM83 4V5H82ZM110 4H112L113 6H115V7H113L112 5H110ZM120 5V7H119V5ZM216 3H214L213 5H211V6H209L210 7V11H211V13H214L215 11H217V10H219L221 7H218V5H217ZM5 5V6H4ZM29 5H31V7H29ZM33 5V6H32ZM42 5V6H41ZM100 5H102L103 6V8H102V6H101V9H100ZM124 5H126L125 6V8H124ZM20 6H21V8L23 9V15H22V13L20 12V14L22 15H18L17 14V11H21L22 9L20 8ZM59 6V7H58ZM72 6V7H71ZM84 6V7H83ZM98 7V9H97V7ZM110 6V7H109ZM193 6V8H191ZM7 8V7H9L7 10L9 11H7V10H5L4 8ZM27 7H28V9H27ZM85 7L86 8H88V10H90V11H88L87 9H85ZM107 7V11H109V9L110 10H114V12H113V10L112 11H109L110 13L112 12L113 14H110V13H107V11L105 10V8ZM118 7V8H117ZM156 7V8H155ZM209 7L207 8L208 10H209ZM16 8V9H15ZM18 8V9H17ZM27 9V10H29L30 8H33V9H30L29 11H30V13L28 14V13H26L25 14V9ZM40 10H39V9ZM42 8V9H41ZM64 8V9H63ZM112 8V9H111ZM116 10H115V9ZM122 8V11L121 10H119V9H121ZM128 8V9H127ZM131 8H133V9H131ZM142 8V9H141ZM147 8V9H146ZM3 9H4V15H1L2 14V12H3ZM21 9V10H20ZM85 9V10H84ZM145 11H144V10ZM192 9V10H191ZM194 9V10H193ZM214 9H216V10H214ZM17 10V11H16ZM27 10H26V12H27ZM38 10V11H37ZM87 10V11H86ZM93 10H96V12L97 13H101L103 16H105V17H110V18H105V17H103V19L102 18H100V17H98L97 15H96V12L95 11H93ZM99 10H102V11H99ZM105 10V11H104ZM127 12H126V11ZM134 10V11H133ZM146 10H147V12H146ZM151 10V11H150ZM188 10H191V11H188ZM5 11H7L8 12V14L10 13L11 15H13L14 13L15 14H17L16 15V17L17 18H19V19H16L15 18V14H14V16H11V15H9V17H6V15L5 14H7V12L5 13ZM31 11H33V12H31ZM74 11V12H73ZM77 11V12H76ZM81 11V12H80ZM83 11V12H82ZM99 11V12H98ZM149 11V12H148ZM194 11V12H193ZM34 12H35V14H34ZM50 12V13H49ZM86 12V13H85ZM88 12H90V13H88ZM92 12V13H91ZM103 12H104V14H103ZM123 12H125V13H123ZM187 12H188V14H187ZM191 12H193V13H191ZM197 12V13H196ZM250 12V11H249ZM39 13V14H38ZM67 13V14H66ZM62 17L64 18H69L70 17V15H69V17L67 16L69 13L68 12H66ZM75 15H74V14ZM81 13H82V15H81ZM84 13V14H83ZM140 13V14H139ZM143 13V14H142ZM145 13V14H144ZM195 13V15H197V17L195 18V15H192V14H194ZM251 13V12H250ZM7 14V15H8ZM43 14V15H42ZM45 14V15H44ZM87 14V15H86ZM125 14V15H124ZM191 14V15H190ZM233 14H235V13H233ZM233 14H231V16L235 19V18H237L238 16H236V14L233 16ZM34 15V16H33ZM39 15V18H37V16ZM77 15V16H76ZM85 15V16H84ZM91 15V16H90ZM108 15H110V16H108ZM113 15V16H112ZM124 15V16H123ZM143 15V16H142ZM185 15V16H184ZM2 16V17H1ZM35 16H36V18H35ZM46 18L45 20H44V18ZM75 16L77 17V18H75ZM81 16V17H80ZM83 16V17H82ZM90 16V17H89ZM123 16V17H122ZM191 18V16H192V19H190L189 17ZM193 16H194V19H193ZM40 17H41V19H40ZM79 17L83 20V21H81V19H80V21L78 20L79 19ZM113 17V18H112ZM126 17V18H125ZM187 17L189 18V19H187ZM83 18H85V20L83 19ZM88 18V19H87ZM97 18V19H96ZM105 18V19H104ZM116 18V19H115ZM120 18V19H119ZM36 19V20H35ZM38 19V20H37ZM77 19V20H76ZM88 21H87V20ZM95 20L94 22L93 21H91V20ZM117 19H119L118 21H117ZM144 19V20H143ZM197 21H196V20ZM2 19H0V21H1ZM47 20V21H46ZM73 20H75V21H73ZM102 20V21H101ZM103 20H104V22H105V24H104V22H103ZM109 21V23L107 24V21ZM111 20V21H110ZM115 22H114V21ZM188 20H191V21H188ZM195 21V24L193 23V21ZM204 20V21H203ZM29 21H30V23H29ZM45 21H46V23H45ZM90 21V22H89ZM120 21V22H119ZM7 22V23H8ZM22 22V23H21ZM27 22H28V24H27ZM76 22H78V23H75ZM81 22V23H80ZM83 22H84V24H83ZM87 22H89V23H87ZM116 22H118L117 23V25L118 26H120V27H118L117 25H116ZM191 22V24H189ZM235 22V21H234ZM7 23H6V25H7ZM19 23H21V24H19ZM41 23V24H40ZM43 23V24H42ZM73 23V24H72ZM86 23V24H85ZM91 23V24H90ZM95 24L94 26H92L93 24ZM37 24V25H36ZM71 24V25H70ZM77 24H79V25H77ZM107 24V26H105ZM112 24H114V25H112ZM122 24V25H121ZM192 24H193V26H192ZM8 25V26H9ZM27 25V26H26ZM75 25H77L78 27H76ZM84 25V26H83ZM109 25V26H108ZM33 26V27H32ZM37 26H38V29H37ZM40 26V27H39ZM92 26V27H91ZM99 26V27H98ZM105 26V27H104ZM30 27V28H29ZM81 27H83L82 29L83 30H85V31H82L81 30ZM91 27V28H90ZM93 27H94V29H93ZM108 27V28H107ZM111 27V28H110ZM114 27V28H113ZM194 28L193 30H191L192 28ZM28 28H29V30H28ZM51 29V31H49L50 29ZM55 28V29H54ZM56 28H58V29H56ZM92 30H90V29ZM97 28H99V29H97ZM191 28V29H190ZM197 28H200V30L199 29H197ZM22 29V30H21ZM24 29H25V32H24ZM48 32V33H46V34H44V32L43 31H45V30ZM49 29V30H48ZM80 29V30H79ZM87 29H89V30H87ZM97 29V30H96ZM108 31H107V30ZM115 31H114V30ZM168 29H170V30H168ZM26 30H27V32H26ZM43 30V31H42ZM53 30H55V31H57V30H59V31H57V32H55V31H53ZM111 30V31H110ZM120 30V31H119ZM189 30V31H188ZM198 30L199 32H196V31ZM202 30H204V31H202ZM33 31H34V33H33ZM37 33H36V32ZM39 31V32H38ZM67 31H69V32H67ZM78 31H80V32H78ZM113 31V32H112ZM188 31V32H187ZM191 31V32H190ZM193 31H194V34H195V32H196V34L197 33H199V34H197V39H199V41H197V39H196V41L199 43V46H200V49L204 52H206V53H203L201 50H199L198 51V53H200V51H201V53L199 54V56H198V53L195 55L194 53V55H193V57L191 56V59L189 60L188 59V57L187 56H189L190 54H191V52H192V46H193V42H191V41H187L188 39L189 40H192V38H189V37H192V36H190L189 34L190 33H193ZM202 31V32H201ZM205 31H206V33H205ZM209 31V33L207 34V32ZM41 32V33H40ZM53 32L54 33V37H53V33L51 34V33ZM66 32H67V34H66ZM107 32V33H106ZM111 34H110V33ZM145 32V33H144ZM190 32V33H189ZM203 32L205 33V34H207V35H205V34H203ZM19 33V34H18ZM24 33V34H23ZM28 33V35H26ZM31 33H32V35H31ZM69 33V34H68ZM82 33H84V34H86V36L84 35V34H82ZM94 33V34H93ZM130 33V34H129ZM154 33V34H153ZM159 33V34H158ZM180 33V34H179ZM184 33V34H183ZM30 34V35H29ZM35 34H37V35H35ZM40 34H41V37H40ZM47 34L50 36V37H48L47 36ZM57 34H59V35H57ZM61 34V35H60ZM77 34V35H76ZM79 34V35H78ZM87 34H89V35H92V36H89L88 35V37H87ZM96 34V35H95ZM146 34V35H145ZM195 34V35H196ZM44 35H46V36H44ZM51 35H52V37H51ZM64 35H66V36H64ZM76 35V36H75ZM93 35H95V36H93ZM152 37H151V36ZM155 35V37H153ZM159 35V36H158ZM179 35V36H178ZM203 35V36H202ZM204 35H205V37H204ZM23 36V37H22ZM27 36V37H26ZM30 36H31V38H30ZM32 36H36L35 37V39H33L34 37H32ZM45 38H44V37ZM57 36H59V37H57ZM62 36V37H61ZM80 38H79V37ZM83 36V37H82ZM143 36V37H142ZM171 36V37H170ZM175 36H176V39H175ZM189 36V37H188ZM11 37V38H10ZM58 39V42L60 43V45H62V48H61V46L59 45V43L57 44V45H59L58 47H57V45L55 44L56 42H52L51 40L53 39V41L56 39V38ZM151 37V38H150ZM157 37H158V39H157ZM0 38H3V36H1L0 35ZM13 38H14V40L16 41H14L13 40ZM23 38V39H22ZM27 38V39H26ZM31 39V41H30V39ZM39 38V39H38ZM59 38H61L60 40H59ZM78 38H79V41H78ZM97 38H99V39H97ZM110 38V39H109ZM163 40H162V39ZM179 38V39H178ZM188 38V39H187ZM202 38H205V40L207 41V42H209V43H207V42H205V40L204 39H202ZM10 39V40H9ZM26 39V40H25ZM56 39V40H57ZM62 39H64V40H62ZM65 39H67L66 41L67 42H65ZM73 39V40H72ZM97 39V40H96ZM157 39L158 41H155V40ZM174 39V40H173ZM201 39V40H200ZM2 39H0V41H1ZM19 40H21V41H19ZM30 42H28V41ZM33 40L35 41V42H33ZM45 42H44V41ZM48 40V41H47ZM90 40V41H89ZM94 40V41H93ZM106 40V41H105ZM107 40H108V42H107ZM142 40V41H141ZM146 40V42H143V41H145ZM173 40V41H172ZM185 40V41H184ZM37 41V42H36ZM62 41L64 42V43H66L65 45H64V43H62ZM69 41V42H68ZM73 41V42H72ZM154 41V42H153ZM160 41V42H159ZM203 41H204V43H203ZM32 42V43H31ZM41 42V43H40ZM44 42V43H43ZM46 42H51V43H46ZM105 42V43H104ZM157 42H159V43H157V46L156 45H154V44H156ZM162 42V43H161ZM191 42V43H190ZM7 43V44H8ZM12 43V44H11ZM39 43H40V45H39ZM69 43V44H68ZM78 44V43H80V44H78L77 45V47H76V45L75 44ZM145 43V44H144ZM175 43H176V45H175ZM182 43V44H181ZM203 43V44H202ZM35 44H36V46H35ZM44 44H47L46 46L47 47H49V51H46L48 48L46 47H43V45ZM50 44H51V46H50ZM54 44V45H53ZM70 45V46H68V45ZM74 44V45H73ZM94 44V45H93ZM149 44V45H148ZM172 44V45H171ZM178 44V45H177ZM186 44H190L191 45V47H189V46H187ZM204 46H202V45ZM209 44V45H208ZM41 45H42V47H41ZM49 45V46H48ZM56 45V46H55ZM81 45V46H80ZM88 45V46H87ZM91 45V46H90ZM97 45V46H96ZM143 45V46H142ZM146 45V46H145ZM148 45V46H147ZM174 45V46H173ZM185 45V46H184ZM219 45V46H218ZM215 48H214V52H212V55L215 53V51H218L220 48V46H221V44H218ZM0 46H2V41H1V44H0ZM39 46V47H38ZM45 46V45H44ZM63 46H66V48L65 49H63L64 47ZM73 46L75 47V49L73 48ZM181 46V47H180ZM202 46V47H201ZM22 47V48H21ZM29 47V48H28ZM54 47H57L56 49H54ZM69 47V48H68ZM138 47H141V48H138ZM218 47V48H217ZM34 48V49H33ZM50 48H51V50H50ZM73 48V49H72ZM77 48V49H76ZM172 48V49H171ZM9 49V50H8ZM30 49H32L31 50V52H30ZM36 49V50H35ZM46 49V50H45ZM53 49H54V51H53ZM58 49V50H57ZM59 49H61V50H64V51H62V53H61V50H59ZM67 49V50H66ZM127 49V50H126ZM143 49V50H142ZM150 49H152V50H150ZM4 50V51H3ZM6 50H7V52H6ZM38 50V51H37ZM70 50V51H69ZM75 52H74V51ZM78 50V51H77ZM129 50V51H128ZM137 50H138V53H137ZM140 50H141V54L142 55H140V59H139V57H137V59H135L136 58V56L137 55H135L136 53L137 54H140L139 52H140ZM145 50V51H144ZM175 50V51H174ZM178 50H180L179 52H178ZM10 51V52H9ZM20 51V52H19ZM26 51V52H25ZM52 51L53 52H56V53H53V55H51V54H49V53H52ZM69 52V53H66V52ZM73 51V52H72ZM80 51V52H79ZM134 51H136V52H134ZM153 51H155V52H153ZM182 51V52H181ZM49 52V53H48ZM72 52V53H71ZM129 53V55H128V53ZM132 52V53H131ZM135 54H134V53ZM143 52V53H142ZM174 52V53H173ZM185 52V53H184ZM13 53V54H12ZM131 53V54H130ZM152 53V54H151ZM158 53V54H157ZM170 53V54H169ZM184 53V54H183ZM27 54V55H26ZM39 54V55H38ZM57 54V55H56ZM58 54L60 55H62V56H64L63 57V59H62V56H59L58 57ZM127 54V55H126ZM144 54V55H143ZM148 56H147V55ZM161 54H163V55H161ZM178 54H180V55H182V57H183V59L184 60H181V58H179V57H181V56H178L177 57V55ZM46 55H48V61H47V57H46ZM72 55V56H71ZM77 55V56H76ZM152 55V56H151ZM172 55V56H171ZM146 56V57H145ZM150 56V57H149ZM176 56V57H175ZM196 56V57H195ZM214 56V55H213ZM49 57H50V60H49ZM52 57V58H51ZM57 57V58H56ZM61 57V60L59 59ZM75 57V58H74ZM125 57V58H124ZM127 57V58H126ZM133 57V58H132ZM165 57V58H164ZM175 59H174V58ZM185 57H187V59L185 58ZM199 57V59H201V60H199V59H197ZM30 58V59H29ZM65 58V59H64ZM132 58V59H131ZM155 58V59H154ZM180 60H179V59ZM134 59V60H133ZM186 59V60H185ZM57 60V61H56ZM65 62H63V61ZM69 62H67V61ZM72 60V61H71ZM121 60H123L122 62H121ZM33 61V62H32ZM40 61V62H39ZM70 61H71V63H70ZM197 61V62H196ZM23 62V63H22ZM39 62V63H38ZM47 62V63H46ZM55 62V63H54ZM57 62V63H56ZM58 62H60L61 64H59ZM139 62V63H138ZM173 62V63H172ZM176 62V63H175ZM22 63V64H21ZM30 63V64H29ZM38 63V64H37ZM43 63H44V65H43ZM53 63V64H52ZM64 63V64H63ZM127 63V64H126ZM164 63H166V64H164ZM171 63V64H170ZM21 64V65H20ZM57 64H59L60 65V68H61V71H60V73H58L59 74V76H60V78H59V76H57L56 77V75H58V74H56V73H53L54 71H55V69L57 68V67H59V65L57 66ZM117 64V65H116ZM120 66H119V65ZM136 63H135V65H137ZM162 64V65H161ZM173 64V65H172ZM27 65V66H26ZM54 65H55V67H54ZM61 65H62V67H61ZM73 65V66H72ZM22 66V67H21ZM46 66V67H45ZM49 66V67H48ZM68 66H69V68H68ZM117 66V67H116ZM145 66V67H144ZM205 66H207V64H205L204 66H202V67H199V70L198 71H194V72H192L190 75H188V76H186L185 78H183L182 80H180V81H178V82H176V83H174V84H171V85H169V86H165V87H163V88H161L160 90H156V92L155 93H157L158 91L159 92H172V91H174L175 89L176 90H178V89H181V88H184V87H189V85H191L195 80H196V78H197V76L198 75H200L201 74V72L203 71V72H205L206 70L208 71V69H207V67H205ZM31 67V68H30ZM48 67V68H47ZM54 67V68H53ZM140 67V66H139ZM28 68V71L26 70ZM35 68H36V71H35ZM40 68V69H39ZM44 70H43V69ZM53 68V69H52ZM73 70H72V69ZM78 68V69H77ZM203 68V69H202ZM5 69V70H4ZM13 71H12V70ZM25 69V70H24ZM32 69V70H31ZM51 69H52V71H51ZM63 69V70H62ZM70 69V70H69ZM76 70V72H73V71H75ZM9 70V71H8ZM16 70V71H15ZM47 70V71H46ZM83 70H84V72H83ZM113 70V71H112ZM32 71V72H31ZM111 71H112V73H111ZM176 71V72H175ZM7 74H6V73ZM17 72H18V74H17ZM39 72V73H38ZM43 72V73H42ZM73 72V73H72ZM172 72V73H171ZM174 72V73H173ZM10 73V74H9ZM21 75H20V74ZM25 73V74H24ZM37 73V74H36ZM46 73V74H45ZM49 73V74H48ZM71 73H72V75H71ZM9 74V75H8ZM14 74H16V75H14ZM39 74H41V75H39ZM81 74V75H80ZM111 74V75H110ZM27 77H26V76ZM32 75V76H31ZM50 75V76H49ZM73 75H74V77H73ZM6 76V77H5ZM18 76H19V78H18ZM23 78H22V77ZM39 76V77H38ZM63 76V77H62ZM101 76V77H100ZM113 76V77H112ZM222 76V75H221ZM12 77H14V78H12ZM22 79H21V78ZM89 77H90V79H89ZM225 77H226V79H225ZM224 78H222V79H225V80H222V79H220V78H218V80L219 81H224L223 82V84L222 85H219L217 88H215L213 91H210L207 95H212L213 93L214 94H217V92H219L220 90H225L226 92L228 91V90H230L229 88H231L234 84V82L233 81H236L238 78V80L237 81H239V80H242V76L241 75H234V76H225ZM7 78V79H6ZM9 78V79H8ZM33 78V79H32ZM38 78V79H37ZM51 78V79H50ZM53 78V79H52ZM56 78H58V79H56ZM66 78V79H65ZM29 79V80H28ZM65 80V82L63 81V80ZM85 79V80H84ZM139 79H141V77L139 78ZM235 79V80H234ZM23 80V81H22ZM28 80V81H27ZM41 80H42V82H41ZM55 80V81H54ZM76 80V81H75ZM14 81H16V82H14ZM20 81V82H19ZM24 81L27 83H24ZM31 83H30V82ZM36 81V82H35ZM37 81H38V83H37ZM47 81V83H45ZM78 81V82H77ZM34 82V83H33ZM70 82V83H69ZM75 82V83H74ZM77 82V83H76ZM232 82V83H231ZM17 83V84H16ZM22 83H24V84H22ZM52 83V84H51ZM60 83V84H59ZM63 83V84H62ZM69 85H71V86H69ZM30 84V85H29ZM73 84V85H72ZM84 84V85H83ZM232 84V86H230ZM40 85V86H39ZM58 87H56V86ZM65 85V86H64ZM68 85V86H67ZM25 86H27V87H25ZM47 87V89L45 88V87ZM230 86V87H229ZM24 87V88H23ZM36 87V88H35ZM68 87H69V89H68ZM171 87V88H170ZM15 88H17V89H15ZM33 88H35V89H33ZM178 88V89H177ZM14 89V90H13ZM50 90V93H48L49 92V90ZM63 89V90H62ZM66 89V90H65ZM253 89H254V91H253ZM256 89V90H255ZM4 90V91H3ZM11 90V91H10ZM19 90H20V92H19ZM30 90V91H29ZM6 91V92H5ZM15 91V92H14ZM26 91V92H25ZM32 91V92H31ZM38 91H40V92H38ZM57 91V92H56ZM154 91H155V89H154ZM253 92L252 93V96H251V94H250V92ZM12 94V92H13V94L14 95H11L10 93ZM16 92H17V94H16ZM38 93V94H36V93ZM56 92V93H55ZM158 92V93H159ZM19 93V94H18ZM21 93V94H20ZM40 93V94H39ZM173 93V92H172ZM248 93V94H247ZM24 94V95H23ZM153 94V93H152ZM244 94H246V95H244ZM17 95V96H16ZM21 95V96H20ZM23 95V96H22ZM27 97H26V96ZM244 95V96H243ZM249 95V96H248ZM254 95V96H253ZM16 96V97H15ZM33 96V97H32ZM37 96V97H36ZM234 96V97H233ZM13 97H14V99H13ZM36 97V98H35ZM41 97V98H40ZM59 97V96H58ZM231 97L232 98H234V99H236V100H239V102L238 101H236V100H232L230 97V99L232 100V101H230L229 100V103L228 104H230L231 102H235V103H237L236 104V106H238L237 107V111H235V115L238 113V114H241V113H246V115L248 116V117H250V119H249V121H248V123H247V125H245L244 127H242V128H240V129H242L241 130V132H240V129L238 130V128H235L236 127V125L235 124H230L228 121H229V118H228V116L226 117L225 115H224V119L223 118H220L221 117V115L223 116V113H224V111L225 110H223V109H217V110H215L214 111V109L213 108H211V109H206V111L204 110V111H202V112H200V113H197V114H195V115H189V116H187V115H185V114H183V113H181L180 112V109H181V111H182V108H177V107H173L172 108V113H169V114H167V113H165V115H169V116H174L173 118H174V120L173 119H170V120H168L167 122H166V124L165 125H162L161 127H159L158 129H154V130H152L151 132H149L148 133V135L143 139V140H141L139 143H137L136 145H133V146H131V147H129V148H127V149H125L123 152H121L120 154H118V156H116L114 159H111L110 161H108L106 164H103L102 165V167H100V168H94L93 166H91V165H89L88 163H86V162H81V159L79 158V157H76V156H74V157H69V158H65V159H62V161L60 160L59 162H51V163H48V164H45V165H43L41 168H39V170H38V172H37V174H35L34 175V177L31 179V180H29V181H27V182H24V183H21L20 185L19 184H17V185H15V186H13V187H10V188H8V189H4V188H0V222H1V224H0V262L2 261H6L7 262V264H10V262H12V261H10V260H13V259H11L14 255L16 256V254L20 251V249H21V247L23 248V244H27V241L30 239V238H32L31 237V235H33L34 233H35V231L36 230H34V228H33V225L37 222V224H35V225H37L36 227H38L39 228V232H40V229H41V232L39 233L38 231H36V233L38 232V235L40 236V235H42L43 234V232H44V234L42 235V236H40L43 240H45V238H46V243L50 240V242H48V244H50V246H51V244L53 245V244H55V242L56 241H58V240H56V239H59L57 236H59V232H60V230L58 229V227H59V223L57 222V221H54V218L56 217V214L55 213H57L58 211H59V209H61V207H59V205L60 204H64V206H66V205H68V206H66V208H73L72 210L70 209H67L68 210V217H74V218H77L78 220L80 219V221L79 222H86L85 223V225H86V227L87 228H89L90 226V222L91 221H93L94 222V220L95 219H97L98 217H102V218H104L105 216H106V214H108L107 216H108V219H110L109 218V216H112V211L113 210H115V208H114V206L116 205L112 200H110L112 197H113V194L114 193H111V196H110V194H108L107 196L105 195V197L104 196H101V195H91V196H88V195H81V194H79V192H78V190H76L75 188L77 187V186H79V184L81 185V186H83V187H87V186H89V184H90V181L92 182V183H94L93 181H97V179H98V177H100L101 176V174H103L104 173V171H106L107 170V168L108 167H110V166H112V165H115V163L117 164H119V165H121L122 163H124V162H129V161H132V158L133 159H135V157H136V155H137V153H138V151H142L143 153L142 154H144L145 153V151H143V150H146L147 149V147H149L150 149L152 148V147H154V146H156V144L158 145L157 147H159V148H161L160 150L161 151H163V152H161V153H164V155L167 153V155H166V157L164 156V158H163V154H160V156L162 155V157H160V156H158L159 157V159H157L156 161L158 162H156V161H154V165L152 164H150L149 165V169L147 170V172H145L143 175L144 176H146V174H149L150 175V173H151V176H152V179H153V181H152V179H150L149 177H151V176H146L147 178H149L148 180L149 181H152L153 183H156L155 182V180L156 181H158L157 183H158V185L160 184L163 188L164 187H167V188H171L170 190H172L173 188L175 189V187H176V189L175 190H173V191H176L175 193L178 195H176V194H172V192L173 191H169L167 194H166V197H167V195H168V197L165 199H163V198H158L157 200H155V199H152L153 198V196H152V193L150 194V196H149V193H147V194H145V195H143L142 193L140 194V193H138L139 194V196L141 195V197H139V199H140V201H138V202H140L141 203V201H143L142 203H144V204H140L141 206L139 207L138 205V203H137V201H136V199H135V197H134V199H132L133 197H131L130 199H131V203L134 205V206H136V211H138L137 212V214H136V211L134 212L132 209V211H133V217L135 218V216L136 215H138L139 216V218H140V223L142 222V224L144 225V227H143V225L141 224V228L143 227V229H141L140 230V227L137 229L138 231H139V234H136L135 233V231H133L132 232V234H130L129 235V233H131V232H129L128 234H126V232H128L129 230H130V225H129V227H128V224L126 223L124 226H123V229H122V226H121V229L120 230H117V231H119V233L117 232V231H114V233H113V237L112 238H110L109 240H113V238H115L116 237V234H118V237L117 238H115L114 240H116V239H119V237H122V238H120L118 241L116 240V243H115V241L113 242L112 240L111 241H107V239L105 238V237H107V236H102L101 238H102V240L100 239V244H99V242L97 241V242H94L92 239H90V241L92 240L94 243H91L93 246H91V249H89V251L91 250V251H94L92 254H94V260H92L93 261V264H122V262H123V264L125 263V264H132L133 263V259H135V258H139V260H142V261H144L146 264H155V263H157L158 264V260L157 259H159V257H160V253L162 254L165 250H163V249H165L164 247L165 246H163V245H161L160 243H158L159 242V238H158V235L160 234V235H164V237H160L161 239H163L164 241H165V244L167 245V246H169V244H170V242H172L173 243V241H174V244L177 246L176 248H175V251L177 252V257L178 258H173V260L175 259V261H173L172 259H171V257H170V252L169 253H167L168 255H169V258H170V260H168V259H166L165 257H166V253L164 254L165 255V257H163V256H161L162 257V259L160 258V260L162 261V263H161V261L159 260V264L161 263V264H171V262H172V264H173V262L174 263H176V264H201L200 262V260H199V258H197L198 256H200L201 254L200 253H197V254H199L198 256H196V255H194V257L192 256V254L188 251V249H187V247H189V246H192L195 242H197V236H200L202 233H203V231L205 232L206 230V233L208 232V233H211L212 234V229L213 228H211V226H210V221L209 220H211L212 219V221H213V217L215 218V216H217L216 215V212L215 211H213V209H211V207H209V206H207V205H205V206H203V205H200L201 207H199L200 208V210H202V209H207L208 207V209L207 210H202L204 213L203 214H201L200 215V217H201V219L199 218V220H197L196 218H186V219H184L183 220V222L186 220V222H182V223H180V224H178V225H173L174 223H172L171 221L170 222H168L169 220L167 219V217H169L168 215L170 214V213H167V209L169 208V209H171V211L172 210H174V209H180V204L183 202V200L186 198L187 199V201H186V203H189L188 201H190V197L192 198L193 197V195H195L194 194V192H192V190L190 191L189 190V186H187L188 184H186L185 183V181H180L179 179H177V181H180L181 182V184L179 185V183L177 184V185H175V178L173 179V177H170V176H174L175 175V177L176 178H178L177 177V169H180V168H182V167H185V166H179L178 168H175L178 164L177 163H179V162H181V159H180V157L182 158V156L184 157L185 156V154L187 155V154H194L195 153V156H196V149H195V147L193 146V145H190V144H192L191 143V141H193L195 138H197L196 136H195V138H194V135H197V133H199L198 134V136H200V134L202 133V135H203V138H201V139H203V140H201V142L203 143V141L205 142V141H207L208 139V141L207 142H205L204 144L205 145H208V144H213V143H215V142H213L214 140L216 141V143H224V140H222V142L221 141H219V140H221V136H223V134H224V136L227 138V140L230 142H232V140H234L233 142L235 143V144H239L238 145V147L240 146L241 147V149H242V139H239L240 137L242 138V136L244 135L245 137L247 136V135H249V133H250V131H252L253 132V130H254V128L252 129V125L254 126V124L257 122V121H254L255 120V118H257L256 120H258V109L260 110L259 111V116L262 114V112L264 111V106H263V104H264V81H263V83H260L259 85L257 84V85H255L253 88H251V89H248V90H245V91H243V93L241 92V91H236V92H232V95H231ZM241 97V98H240ZM247 97H249V98H251L252 99V101L253 102H255L254 104H247V103H249V101H250V99L248 98L247 99ZM30 98V99H29ZM42 98H44V100L42 99ZM51 99V100H50ZM15 100H16V102H15ZM17 100H19V101H17ZM22 100V101H21ZM25 102H24V101ZM32 100V101H31ZM42 100V101H41ZM49 100H50V102H49ZM263 100V101H262ZM14 101V103H12ZM28 101V102H27ZM39 103H38V102ZM243 103H241V102ZM31 102V103H30ZM34 104H33V103ZM35 102H36V104H35ZM43 102H44V105H43ZM46 102V103H45ZM49 102V103H48ZM58 103H61L62 102V100H61V98H59V100L57 101ZM263 102V103H262ZM7 103V104H6ZM12 103V104H11ZM20 103V104H19ZM241 103V104H240ZM262 103V105H261V107L263 108H261L260 107V104ZM9 104V105H8ZM11 104V105H10ZM17 104H19V105H17ZM24 104V105H23ZM41 104V105H40ZM49 104L51 105V106H49ZM232 104V103H231ZM230 104V105H231ZM234 104V103H233ZM249 105V107L247 108V111H246V109H244V108H242L243 107V105ZM2 105V106H1ZM35 105V106H34ZM242 105V106H241ZM31 106V107H30ZM39 108H38V107ZM43 106V107H42ZM22 107V108H21ZM253 107V108H252ZM36 108V109H35ZM43 108L45 109L44 111H43ZM48 108V109H47ZM241 108V109H240ZM252 108V109H251ZM175 109V110H174ZM14 110V111H13ZM24 110H26V111H24ZM41 110V111H40ZM242 110V111H241ZM263 110V111H262ZM27 111H29V112H27ZM37 111V112H36ZM47 111V112H46ZM176 111H178V112H176ZM214 112V114H213V112ZM27 112V113H26ZM43 112L45 113L44 115H42L43 114ZM176 112V113H175ZM206 112V113H205ZM223 112V113H222ZM241 112V113H240ZM3 113V112H2ZM2 113H0V114H2ZM18 113V114H17ZM32 113V114H33ZM181 113V114H180ZM217 113V114H216ZM222 113V114H221ZM9 114V115H8ZM11 114V115H10ZM175 114H177L176 116H175ZM216 114V115H215ZM226 114V113H225ZM237 114V115H238ZM20 115V116H19ZM49 115V114H48ZM217 115H219V116H217ZM263 115H264V112H263ZM263 115H261V116H263ZM17 116V117H16ZM25 116V117H24ZM29 116V117H28ZM217 116V117H216ZM257 116V117H256ZM260 116V117H261ZM18 117H20L21 118V120H20V118H18ZM176 117V118H175ZM226 117V118H225ZM28 118V119H27ZM25 119V120H24ZM20 120V121H19ZM26 120H28V122H29V120H31L30 121V123H28ZM183 120V121H182ZM185 120H186V122H185ZM226 120V121H225ZM24 121V122H23ZM35 121V122H34ZM178 121H179V123H178ZM194 121V122H193ZM255 123H254V122ZM169 122V123H168ZM183 122H185V123H183ZM24 123V124H23ZM176 123V124H175ZM191 123V124H190ZM193 123V124H192ZM195 123V124H194ZM254 123V124H253ZM6 124V123H5ZM13 124H15V125H17V126H15V125H13ZM19 124V125H18ZM25 124H28V125H25ZM175 124V125H174ZM187 124V125H186ZM189 124V125H188ZM252 124V125H251ZM185 125V126H184ZM194 125H196V126H194ZM230 125V126H229ZM250 125H251V127H250ZM189 126V127H188ZM191 126V127H190ZM198 126V127H197ZM182 127H184L185 128V130L187 131V129H188V131H189V129H190V134L189 135H187V136H193L192 137V140H191V138L190 137H185V136H181V135H183V134H180V133H176V132H178L177 130V128H179L181 131H184V128H182ZM251 128V130L249 129V128ZM195 128H196V130H198V131H196L195 130ZM176 129V130H175ZM234 129H237V131L236 130H234ZM201 130H202V132H201ZM169 131V132H168ZM173 131H176L175 133L173 132ZM249 131V132H248ZM258 132H260L259 134H261V130L260 129H258L257 130ZM256 131V132H257ZM168 132V133H167ZM173 132V133H172ZM191 132H193L192 134H194V135H191ZM197 132V133H196ZM257 132V133H258ZM240 133V134H239ZM180 134V135H179ZM219 135V136H218ZM239 135H242V136H239ZM250 135H252V133H250ZM217 136H218V138H217ZM223 136V137H224ZM229 136V137H228ZM238 136V137H237ZM243 136V137H244ZM182 137V138H181ZM202 137V136H201ZM211 137V138H210ZM222 137V138H223ZM224 137V139H225V142H226V138ZM235 137V138H234ZM181 138V139H180ZM230 138V139H229ZM238 138V139H237ZM146 139V140H145ZM177 139V140H176ZM183 139V140H182ZM189 139L191 140V141H189ZM205 139V140H204ZM236 139V140H235ZM185 140H188V141H185ZM213 140V141H212ZM239 140H240V142H239ZM197 141H199V140H197ZM219 141V142H218ZM238 143H237V142ZM182 142V143H181ZM188 142V143H187ZM155 144V145H154ZM184 146H183V145ZM153 145V146H152ZM172 145H174V146H172ZM141 146V147H140ZM151 146V147H150ZM164 146V147H163ZM190 147V150L188 151L187 149H189V147ZM193 146V147H192ZM144 147V148H143ZM174 147V148H173ZM176 147V148H175ZM178 147V148H177ZM184 147V148H183ZM140 148V149H139ZM149 148L146 150V151H148L149 150ZM168 148V149H167ZM138 149V150H137ZM172 149V150H171ZM175 151H174V150ZM177 149V150H176ZM165 150V151H164ZM185 151V153H184V151ZM195 150V151H194ZM260 150V151H259ZM168 151V152H167ZM174 151V152H173ZM181 151L183 152V153H181ZM176 152V153H175ZM255 152V153H254ZM262 152H263V154H262ZM174 153V154H173ZM260 153V154H259ZM175 154H176V156H175ZM177 154H179V159H177L176 157H177ZM184 154V155H183ZM252 154V155H251ZM134 155V156H133ZM175 156V158L177 159V160H175V158L173 157V159H169L170 158V156ZM182 155V156H181ZM172 156H171V158H172ZM189 156V155H188ZM195 156L193 155L192 157L193 158H195ZM262 157V158H261ZM74 161V162H72L71 161V159ZM76 158L78 159V160H76ZM160 158H163L162 159V161H163V164H162V162L160 161ZM169 159V160H167L168 162H166V159ZM240 160H239V159ZM236 160H238L237 162H236V160H234V162H235V170H234V177H235V179H237L238 177V179H237V181L238 182H240L239 183V185L240 186H238V188H237V190H236V193H235V195L233 194V192H232V190L230 191V190H228V189H230V188H224L223 190H227V192L225 191V192H222L221 193V195H223V196H225V198L226 199H228L229 198V196L231 197V195H232V197L234 196V199H233V201H231L230 203L232 204L234 201H238V202H235L236 203V205H235V203L232 205V210H231V212L230 211H228L229 210V208H228V210L226 211L227 212V214L228 215H233V211H234V207L236 208H238V209H236L237 211L239 210V211H241L240 213L242 214V213H244V215L245 214H248V215H243L244 217H245V219H247V218H251L252 216L253 217H255L254 219L255 220H258V223L259 224H261L263 227H264V221L263 222H261L264 218V212H261V211H264V207H262V205L264 206V178H263V176H264V143L263 144H261V145H259L257 148H254L252 151H249V150H247V152L245 151V152H242L241 153V155L238 157ZM243 158V159H242ZM127 159V160H126ZM75 160L76 161H78V163L77 162H75ZM173 161V160H175L176 162H170V161ZM178 160H180V161H178ZM80 161V162H79ZM178 161V162H177ZM170 162V163H169ZM52 163H54V164H52ZM75 164V166H74V164ZM80 163H81V165H80ZM112 163V164H111ZM171 163H174V164H172L171 165ZM78 164H79V166H78ZM87 164V165H86ZM157 164H158V166H157ZM176 164V165H175ZM77 165V166H76ZM165 165V166H164ZM82 166V167H81ZM84 166V167H83ZM106 166V167H105ZM154 168H153V167ZM160 166V167H159ZM173 166H174V168H173ZM78 167V168H77ZM164 167V168H163ZM166 167H167V169H166ZM82 168V169H81ZM151 168V169H150ZM170 168H172V170L170 169ZM152 169H154L153 171L155 172H151L152 171ZM162 169V170H161ZM174 169H176V170H174ZM62 170V171H61ZM150 170V171H149ZM85 171V172H84ZM172 171V172H171ZM175 171H176V173H175ZM235 171H237V175H235L236 174V172ZM54 172L56 173V174H54ZM62 174H61V173ZM150 172V173H149ZM161 172V173H160ZM173 172H174V175H173ZM239 172V173H238ZM41 175H40V174ZM60 173V174H59ZM167 173H172L171 175H169V174H167ZM250 173V174H249ZM154 174H156V175H158V176H156V175H154ZM164 174V175H163ZM168 176H167V175ZM37 175V176H36ZM43 175V176H42ZM56 175V176H55ZM58 175V176H57ZM239 175V176H238ZM41 176V177H40ZM54 176H55V178H54ZM162 176L164 177V180H163V178H162ZM243 176V177H242ZM262 176V177H261ZM40 177V178H39ZM43 177V178H42ZM70 177H71V179H70ZM73 177V178H72ZM157 177V178H156ZM167 177V178H166ZM170 177V178H169ZM35 178V179H34ZM156 178V179H155ZM160 178V179H159ZM162 178V179H161ZM244 178L248 181V185H247V182H246V180H244ZM263 178V179H262ZM40 179V180H39ZM158 179V180H157ZM169 179V180H168ZM170 179H172V180H170ZM228 178H225V179H223V180H227ZM242 179H243V182H241L242 181ZM37 180V181H36ZM69 180H71V181H69ZM73 180V181H72ZM76 180V181H75ZM166 180V181H165ZM174 180V181H173ZM45 181V182H44ZM129 181V180H128ZM127 181V182H128ZM168 181V183H166ZM169 181H170V183H169ZM171 181H172V183H171ZM229 181V180H228ZM245 181V182H244ZM29 182H30V184H29ZM64 182H65V184H64ZM70 182H71V184H70ZM73 182H75V183H73ZM77 182V183H76ZM78 182H80L79 184H78ZM126 181L123 183V182H120L118 185L119 186H121V184H122V186L121 187H117L118 188V190L119 189H121L120 191H122V193H123V197H125L126 195H128L129 193H130V190H136L135 189V187H133L129 182V184L127 183ZM44 183V184H43ZM69 185H68V184ZM91 183V184H92ZM185 183V184H184ZM242 183H246V184H242ZM68 186H67V185ZM87 184V185H86ZM90 184V185H91ZM149 184V183H148ZM41 186V187H43L44 186V190L43 189H39V188H37L36 190L38 191L39 190V193H41L42 191L44 192V193H41L40 195H39V193L35 190V186ZM50 187H49V186ZM66 185V186H65ZM150 185H151V183H150ZM157 185V184H156ZM175 185V186H174ZM184 185H185V188H184ZM241 185H242V187H241ZM246 186V188H248L247 190L246 189H244L243 188V186ZM36 186V187H37ZM63 186H65L67 189L69 188V191H72L71 193L69 192V191H67L66 190V188H63ZM73 188H72V187ZM125 186V187H124ZM174 186V187H173ZM181 187V189L182 190H180V188H178V187ZM187 186V187H186ZM53 187V188H52ZM124 187V188H123ZM131 187V188H130ZM161 187V188H162ZM173 187V188H172ZM229 187V186H228ZM16 188V189H15ZM32 188V189H31ZM48 188H50V190H48V192H46L45 190H47ZM70 188H72V189H70ZM116 188V189H117ZM162 188V190H164ZM240 188H242L241 189V191H240ZM257 190L256 192H254L255 191V189ZM35 191H34V190ZM56 191V193L57 194H55V191ZM64 189V190H63ZM123 189H125L124 191H123ZM127 189H130L129 190V192H127ZM179 189V190H178ZM184 189V190H183ZM220 189H222V188H220ZM243 189H244V191H243ZM52 190L54 191V192H52ZM63 190V191H62ZM65 190H66V193H65ZM161 190V191H162ZM165 190H167V189H165ZM33 191V192H32ZM50 191V192H49ZM74 191V192H73ZM186 191L187 192H190V194L188 193V194H186L185 195V193H186ZM32 192V194H30L31 196V199H29L30 197H29V195H28V193H31ZM37 192V193H36ZM64 193L65 194V197H64V194L62 195L61 193ZM184 192V193H183ZM192 192V193H191ZM228 192H230V193H228ZM244 194H243V193ZM34 193V194H33ZM49 193V194H48ZM55 195H54V194ZM69 193V194H68ZM73 193H74V195H73ZM155 193V192H154ZM172 195H171V194ZM224 193V194H223ZM232 193V194H231ZM36 194H38V196H42V197H44V196H47V198H48V201H49V199H50V202L51 203H49L48 201H47V198L46 197H44V198H41V199H44L43 201H41L40 202V198H39V200H38V202H40V204L37 202V201H35L36 203H38V206H37V204L34 202V198L37 200V198L36 197H38ZM44 194H47V195H44ZM51 194H53L54 196H58L59 197V199L61 200H58L57 201V199H56V202H55V198H58V197H52V195ZM59 194H61L60 196H59ZM72 194V195H71ZM76 194V195H75ZM179 194H181V198H184V199H181L179 196ZM191 194H193L192 196H190ZM226 194V195H225ZM246 194V195H245ZM252 194V195H251ZM259 194V195H258ZM35 195H36V197H35ZM69 195V197L71 196V198H70V201H71V203H70V201L68 202L67 200H69V199H67V196ZM147 195V196H146ZM169 195H171V197L169 196ZM174 195H175V197H174ZM182 195H184V197H182ZM190 196V197H187V196ZM241 195V196H240ZM244 195V196H243ZM255 195V196H254ZM28 196V197H27ZM49 196V197H48ZM51 196V197H50ZM101 196V197H100ZM152 196V197H151ZM197 196V195H196ZM253 196V197H252ZM258 196V197H257ZM262 196V197H261ZM62 197H64V199H66V201L62 198ZM103 197V198H102ZM109 199H107V198ZM220 197H222V196H220ZM231 197V198H232ZM247 197L249 198V199H247ZM25 198H26V200L28 201V199L29 200H33V201H28L29 203L31 202L32 204H36L35 205V210H33V206H32V204H31V206H32V208H30V207H28L27 206V204H29V203H27L26 204V202L27 201H25ZM52 198H54L53 200H52ZM63 200H62V199ZM75 200H74V199ZM170 198H171V200H170ZM177 198V199H176ZM237 198H238V200H237ZM246 198V199H245ZM256 198V199H255ZM260 199L261 201H258V199ZM71 199H73V201L71 200ZM100 201H99V200ZM102 199V200H101ZM105 199V200H104ZM106 199H107V205H106ZM160 199H163V200H160ZM189 199V200H188ZM243 199V200H242ZM263 199V200H262ZM90 202H89V201ZM91 200H92V202H91ZM147 200V201H146ZM174 200V201H173ZM257 202H256V201ZM44 201L45 202H48V205L49 204H51V205H47L46 203H44ZM63 201V202H62ZM65 201V202H64ZM94 201H96L95 203H93ZM104 201V202H103ZM161 201H163L162 203H165L166 202V206H165V204H163L162 205V203H161ZM170 201H173L174 203L176 202V204H174L173 202H170ZM182 201V202H181ZM242 201H244V202H242ZM251 201H252V204H251ZM34 202V203H33ZM55 202V203H54ZM78 202V203H77ZM101 202V203H100ZM169 202V203H168ZM181 202V203H180ZM42 203H44V206L43 205H41ZM52 203L53 204H56L54 207H53V205H52ZM92 205H91V204ZM100 203V204H99ZM105 203V204H104ZM112 203H114V204H112ZM121 203H122V201H121ZM167 203H168V205H167ZM170 203L172 204V205H170ZM179 203V204H178ZM186 203H184V207H182V209H184L185 208V210H186V208H187V206H186ZM230 203H227V204H229L230 205ZM240 203H241V205L243 206V208H242V206H240ZM261 203H263V204H261ZM29 204V205H30ZM58 204V205H57ZM66 204V205H65ZM69 204H71V206L69 205ZM94 204V205H93ZM96 204V205H95ZM103 205V207H102V205ZM112 204V205H111ZM224 204V203H223ZM226 204V203H225ZM243 204H245V205H243ZM261 204V205H260ZM41 205V206H40ZM47 205V206H46ZM101 205V206H100ZM178 205V206H177ZM199 205V204H198ZM249 205V206H248ZM254 205H257V206H254ZM39 206L40 207H42L43 208V210L41 209V208H39ZM61 206V205H60ZM75 206H76V208H75ZM86 206V207H85ZM91 206L93 207V210H92V208H91ZM97 206V207H96ZM105 206V207H104ZM109 206V207H108ZM147 206V207H146ZM149 206V207H148ZM163 206V207H162ZM169 206V207H168ZM174 207V209H172L171 207ZM181 206H182V204H181ZM204 208H203V207ZM231 206V205H230ZM229 206V207H230ZM50 207L52 208V209H50ZM56 207H57V210H55L56 209ZM104 208V210H105V212H106V214H104L105 212L104 211H102L101 209L99 210L98 208ZM109 209H108V208ZM112 207V208H111ZM145 207H146V209H145ZM168 207V208H167ZM227 207L228 206H226V209H227ZM250 207V208H249ZM254 207L255 208H260L259 210H256V209H254ZM59 208V209H58ZM90 208V209H89ZM114 208V209H113ZM164 208H166V210L164 209ZM202 208V209H201ZM252 208L254 209V211L256 212V211H258V213H255L253 210H252ZM27 209H32V210H28V212H27ZM38 209H41L42 211L40 212V210L38 211ZM53 209H54V211H53ZM75 209V210H74ZM89 209V210H88ZM94 209H95V211H94ZM110 209H112V210H110ZM142 209H144V210H142ZM168 209V210H169ZM231 209V208H230ZM244 211H243V210ZM26 210V211H25ZM50 210H52V211H50ZM140 210V211H139ZM146 210V212H144ZM184 210V211H185ZM197 210H199V209H197ZM210 210V211H209ZM212 210V211H211ZM235 210V211H236ZM248 210V211H247ZM32 211V212H31ZM37 211V212H36ZM57 211V212H56ZM70 211H73V213H71ZM76 211V212H75ZM88 211V212H87ZM93 212V213H91V212ZM97 211V212H96ZM170 211V210H169ZM168 211V212H169ZM207 211V212H206ZM234 211V213H235V217L236 216H238L236 213H239V211L238 212H235ZM243 211V212H242ZM245 211L247 212V213H245ZM9 212V213H8ZM27 212V213H26ZM37 213V216H36V213ZM45 212V213H44ZM72 214H70V213ZM90 212V213H89ZM100 212L102 213L101 215H100ZM104 212V213H103ZM112 214H111V213ZM142 212H143V214H142ZM160 212V213H159ZM208 212H210V214H208L207 215V213ZM212 212V213H211ZM250 212V213H249ZM252 212H254V213H252ZM22 213V214H21ZM23 213H24V215H23ZM42 213H44V214H42ZM75 213V214H74ZM79 213V214H78ZM232 213V214H231ZM252 213V214H251ZM10 214V215H9ZM32 215L31 216V218L30 217H26V215L28 216V215ZM34 214V215H33ZM39 214V215H38ZM40 214H41V216H40ZM140 214V215H139ZM168 214V215H167ZM251 214V215H250ZM50 215V216H49ZM80 215V216H79ZM96 215V218H94V216ZM206 215V216H205ZM211 215H213V216H211ZM24 216V217H23ZM44 216V217H43ZM46 216V217H45ZM50 218H48V217ZM85 216H88V218H87V220H84V218H85ZM94 218L93 220H89V219H91L92 217ZM106 216V217H107ZM145 216H146V218H145ZM247 216V217H246ZM261 216V217H260ZM5 217L7 218V219H5ZM20 217H22L24 220H22V218H20ZM26 217V218H25ZM36 217H37V219H36ZM53 217V218H52ZM80 217V218H79ZM142 217V218H141ZM144 217V218H143ZM165 217V218H164ZM232 217H234V216H232ZM253 217H252V219H253ZM257 217V218H256ZM32 218H33V220H32ZM43 220V219H45V220H41V219ZM47 218V219H46ZM137 218V217H136ZM135 218V219H136ZM237 218V217H236ZM238 218H240L241 220L243 219V217L241 216H238ZM27 219V223L25 224V226H24V222H25V220ZM53 219V220H52ZM141 219H142V221H141ZM162 219V220H161ZM190 219V220H189ZM192 219V220H191ZM7 220V221H6ZM16 220V221H15ZM33 221V222H31V223H34L35 222V220H36V222L34 223V224H32V227H31V223L29 222V221ZM37 220H39V221H41L40 223H44V221H45V223L44 224H47V225H49V226H46V225H40V223L38 224V222L39 221H37ZM49 220H51L50 221V223H53V224H50L49 223ZM106 220H107V218H106ZM168 220V221H167ZM207 220V221H206ZM238 220V219H237ZM254 220V221H255ZM22 221H24V222H22ZM47 221H48V223H47ZM96 221V220H95ZM151 221V222H150ZM164 221V222H163ZM192 221V222H191ZM194 221V222H193ZM206 221V222H205ZM209 221V222H208ZM220 221H222V220H218V221H216V223H217V225H216V223H215V226H217V227H219L218 229H219V231H220V229L222 228V229H224L225 228V224H224V226L222 227V226H220L221 224L223 225V223H221ZM261 223H260V222ZM18 222H20V224L18 223ZM56 222V223H55ZM147 222V223H146ZM168 222V223H167ZM209 223V225H208V223ZM214 222L215 221H213V225H214ZM223 222V221H222ZM30 223V226H29V228H30V230H33V231H30V230H27L28 229V224ZM58 223V224H57ZM145 223V224H144ZM149 223V225H147ZM151 223V224H150ZM164 223V224H163ZM17 224V225H16ZM22 224V225H21ZM87 224H88V226H87ZM162 224L164 225V226H166V229L165 228H163V226H162ZM170 224V225H169ZM35 225H34V227H35ZM51 225V226H50ZM52 225H57L58 227L56 228V226L54 227H52ZM153 225V226H152ZM160 225V226H159ZM170 226V228H169V226ZM174 227H173V226ZM182 225V226H181ZM199 225L200 226H202V228L201 227H199ZM5 226V227H4ZM11 226H14L15 228V230H12V228H11ZM42 226H45V227H47V228H43ZM180 228H179V227ZM184 226V227H183ZM209 226H210V228H209ZM3 227V228H2ZM6 227H7V230H8V237H7V235H5L6 233H7V230H6ZM51 227V228H50ZM145 227H146V229H145ZM151 227V228H150ZM153 227V228H152ZM158 227V228H157ZM178 227V228H177ZM194 227H195V229H194ZM221 227V228H220ZM5 228V231H3V229ZM27 228V229H26ZM32 228V229H31ZM38 228H35V229H38ZM91 228V229H90ZM89 229H87V230H92V227H90ZM125 228V229H124ZM129 230H128V229ZM167 228H169V229H167ZM173 228V229H172ZM183 228V229H182ZM200 228H201V230H202V232H201V230H200ZM26 229V230H25ZM49 229H50V231H49ZM149 229H151V230H149ZM156 229V231L154 232V230ZM165 230V232L167 233V234H169V236H167L166 235V233L163 231V230ZM171 229V231H168V230H170ZM186 229V230H185ZM211 229V230H210ZM221 229V231H223ZM227 229V230H226ZM11 230V231H10ZM44 230V231H43ZM57 231L58 232V230H59V232H58V234H57V232H56V235L57 236H53L55 233V231ZM94 230V229H93ZM124 230H125V233H124ZM127 230V231H126ZM149 230V231H148ZM162 231V234H161V231ZM183 230V231H182ZM226 230V231H225ZM17 231H18V233L20 234V235H18V237L19 236H24V235H26L27 236V238H25V237H21L23 240H20L21 238H16L17 236H15L16 234H18L17 233ZM21 231V232H20ZM29 231L30 232H34L33 234H31V233H29ZM51 231L54 233H52L51 234ZM121 231H123V233L121 232ZM138 231H136L137 233H138ZM144 231V232H143ZM150 233L149 235H148V232ZM190 231V232H189ZM195 232V235H194V233H192V232ZM224 231L225 232H230V230L226 227L225 229H224ZM26 232H27V234H26ZM48 234H47V233ZM50 232V233H49ZM98 232V231H97ZM117 232V233H116ZM146 232V233H145ZM159 232V233H158ZM183 232V233H182ZM11 233V234H10ZM21 233L22 234H24V235H21ZM35 233V236L33 235V237H35L36 238V236H37V234ZM134 233V234H133ZM143 233V234H142ZM164 233V234H163ZM171 233V234H170ZM172 233H173V236H172ZM181 233V234H180ZM189 233V234H188ZM198 233V234H197ZM213 233H215V231H213ZM28 234H30V237H28L29 235ZM47 234V235H46ZM120 234V235H119ZM136 234V235H135ZM154 234H158L157 236L156 235H154ZM175 234V235H174ZM193 234V235H192ZM14 235V236H13ZM46 235V236H45ZM48 235H49V237H48ZM133 235V236H132ZM147 235V236H146ZM152 235V236H151ZM159 235V236H160ZM166 235V236H165ZM171 235V236H170ZM43 236L45 237V238H43ZM132 236V237H131ZM136 236H137V238H136ZM141 236V237H140ZM149 236V237H148ZM185 236V237H184ZM211 235H209L208 237H210ZM212 236H213V234H212ZM218 236V234H215V236H213L212 237V239H214L215 237H217ZM4 237H5V242H6V240H8L6 243L3 241L4 240ZM7 237V238H6ZM56 239H55V238ZM140 237V238H139ZM184 237V238H183ZM28 239V240H25V239ZM35 238H33V239H35ZM105 238V239H104ZM140 240H139V239ZM150 238V239H149ZM167 238H169V240H172V238H173V240L172 241H169ZM185 238H187L186 240H185ZM191 238V239H190ZM194 238H196V239H194ZM211 238V237H210ZM125 239H128V241H129V243L127 242V241H125ZM138 239V240H137ZM143 239V240H142ZM146 239H147V241H146ZM157 240V242H156V240ZM216 239H218L217 240V242L218 241H220V245L222 246V247H219L220 245H216L215 243H217L216 242ZM215 240H212L211 242L213 243L214 242V246H217V248L215 247V252H217L216 254L217 255H215L216 257L218 256V254L219 253H222L223 251V253H222V255L220 256V254H219V257H218V259H220V260H218V259H216V257L214 256V259L215 260H212L211 262H209L210 264H214V263H217V264H228V263H230V264H233L234 262H238L237 264H264V240L263 241H261L260 242V240H258V241H256V243L255 242H253V243H248L246 240H242V239H238V238H236V237H233V239L232 240H228V239H225V238H223V237H221V239H220V236H218L217 238H216ZM19 240V242H17ZM24 240H25V242H24ZM32 240V239H31ZM53 240V241H52ZM121 240H122V243H123V241L126 243H121V245H123V247H121V245H120V242H121ZM130 240L132 241V242H130ZM167 240V241H166ZM182 240V241H181ZM184 240L187 242V244L189 245H187L186 244V242L184 243ZM224 240V241H223ZM15 241H16V243H15ZM22 241V243H20ZM138 241H139V243H138ZM143 241V242H142ZM176 241V242H175ZM207 241V240H206ZM209 241H210V239H209ZM246 241V242H245ZM5 244H4V243ZM104 242V243H103ZM105 242H107V243H105ZM136 242V243H135ZM189 242V243H188ZM191 242V243H190ZM193 242V243H192ZM14 243H15V245H17V247H20V248H17V247H15V245H14ZM29 243V242H28ZM110 243V244H109ZM142 245H141V244ZM144 243V244H143ZM157 245H156V244ZM181 243H183V244H181ZM259 243H261V245L259 244ZM21 244V245H20ZM47 244V245H48ZM96 244V245H95ZM98 244V245H97ZM106 244H108V246L106 245ZM113 244V245H112ZM130 244V245H129ZM133 244H134V246H133ZM151 244V245H150ZM155 244V245H154ZM173 244V245H174ZM258 244V245H257ZM101 245V246H100ZM105 246V248H104V246ZM143 245H145V246H143ZM175 245H174V247H175ZM249 245V246H248ZM98 246V247H97ZM106 246H107V248H106ZM114 246V247H113ZM116 246V247H115ZM127 246V247H126ZM129 246V247H128ZM130 246H132V247H134V251H132V247H130ZM137 246V247H136ZM141 246V247H140ZM148 246H150V247H148ZM244 246V247H243ZM247 246V247H246ZM255 248H254V247ZM112 247V248H111ZM127 249H126V248ZM138 247H140L139 249H137ZM160 247V248H159ZM179 247V248H178ZM93 248V249H92ZM116 248V249H115ZM122 248H125L124 250L125 251H123V253L125 252L126 253V255H124L123 253V255L121 254V252H122ZM131 249V251H130V249ZM221 250H220V249ZM248 248V249H247ZM250 248V249H249ZM17 249L19 250V251H17ZM102 249H104V250H102ZM129 249V250H128ZM141 249H143V250H141ZM155 249H157L156 250V252H155ZM176 249H178V250H176ZM252 249V250H251ZM257 249V250H256ZM5 250V251H4ZM13 251L14 252V255H13V252H10V251ZM110 250V251H109ZM113 250H116V251H113ZM138 250V251H137ZM144 251V253L143 252H140V251ZM218 250H219V252H218ZM254 250V251H253ZM106 251V252H105ZM121 251V252H120ZM128 251H130V252H128ZM137 251V252H136ZM151 251V252H150ZM160 251V252H159ZM167 251V250H166ZM258 251V252H257ZM6 252V253H5ZM17 252V253H16ZM134 252V253H139V254H141V255H143V256H141V255H139V254H132V253ZM244 252V253H243ZM253 252H254V254H253ZM7 253H8V255H7ZM9 253H12V255L11 254H9ZM108 253V254H107ZM112 253V254H111ZM118 253H120V255H122V256H120ZM128 253V254H127ZM130 253H131V255H130ZM151 253H152V255H151ZM184 253V254H183ZM186 253V254H185ZM188 253V254H187ZM190 253V254H189ZM243 253V254H242ZM256 253V254H255ZM115 254H117V255H115ZM250 254V255H249ZM9 255H11V257L9 256ZM128 255V256H127ZM135 257H133V256ZM156 255V256H155ZM225 255V257L228 259H225V257H222V256H224ZM240 255V256H239ZM4 256V257H3ZM7 256V257H6ZM98 256V257H97ZM112 256V257H111ZM115 256V257H114ZM117 256V257H116ZM118 256H119V258H118ZM133 258H132V257ZM143 258V259H140L141 257ZM251 256V257H250ZM8 257L10 258V259H8ZM124 257V258H123ZM146 257V258H145ZM148 257V258H147ZM175 257V256H174ZM184 257V258H183ZM8 259V260H5V259ZM109 259V262H108V259ZM116 258V259H115ZM132 258V259H131ZM157 258V259H156ZM163 258H164V260H163ZM233 258V259H232ZM107 259V260H106ZM119 259V260H118ZM146 259V260H145ZM224 259L226 260V261H224ZM230 259V260H229ZM239 259V260H238ZM241 259V260H240ZM122 260H124V261H122ZM129 262H128V261ZM152 262H154V263H151V261ZM168 260V261H167ZM172 260V261H171ZM222 260V261H221ZM238 260V261H237ZM261 260V261H260ZM263 260V261H262ZM92 261H91V264H92ZM112 261V262H111ZM119 261H121V262H119ZM132 261V262H131ZM146 261H148V262H146ZM150 261V262H149ZM157 261V262H156ZM9 262V263H8ZM108 262V263H107ZM163 262H165V263H163ZM183 262V263H182ZM214 262V263H213ZM233 262V263H232ZM249 262V263H248ZM15 263V262H14ZM13 263V264H14ZM144 263V264H145ZM209 263H207V264H209ZM140 264V263H139Z\"/></svg>",
	"mask_w": 264,
	"mask_h": 264
}]
</instances>
